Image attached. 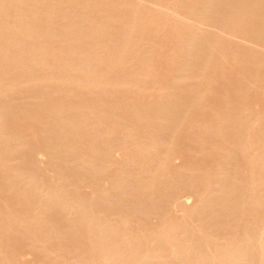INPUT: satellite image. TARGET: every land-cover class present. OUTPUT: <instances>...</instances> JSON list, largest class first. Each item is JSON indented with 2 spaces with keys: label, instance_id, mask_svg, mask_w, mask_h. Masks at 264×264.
Here are the masks:
<instances>
[{
  "label": "bare ground",
  "instance_id": "obj_1",
  "mask_svg": "<svg viewBox=\"0 0 264 264\" xmlns=\"http://www.w3.org/2000/svg\"><path fill=\"white\" fill-rule=\"evenodd\" d=\"M45 1L46 2H49V0H45ZM56 1H59V2H56V4H54L55 2L53 0V2L52 3L49 2L50 3L49 4V3L43 2V0H0V18H1L0 20H2V18H3V21H4V20L7 19V18L4 19L5 16L8 17L9 14L11 15V13H13V12L16 13V14H13V16H11L12 18L15 16V21H16V22L14 21L15 24L9 25V26H6L7 24L4 25L5 26V29H6V32H8V33L2 31L1 27L3 25V21L0 22V24L2 23L1 24V27H0V74L1 75L4 74V76H2L3 79L0 77L1 78L0 79V95L3 94L4 97H5V95L12 88L13 89H16V90L17 89H20V91H22V92H24V91L25 92L26 91H34L37 85H38V88L41 85V88H43L42 90H44V91L42 92L41 88H39L41 90V92H42V93L41 92H39V93L42 94V95H43V93H44V95H47L51 91L53 92L54 91L53 89H55V90H58V91L61 90V93H60V91L59 92L57 91L60 94H62V93L65 92L64 94H66V95L67 94H71V96L74 95L76 92L77 93L78 92L81 93V91H82V94H83V92L86 94V98L93 97L95 99L99 98V100L102 97L107 98V96L108 95L111 96V94L116 95V96H120L122 94L121 96H122L123 99L124 98H127L128 96H130V97L132 96L131 97L132 98L131 100L135 101V103L137 101V103L139 104V106L137 104H135V105H137L139 108L137 106H134L133 104H132L133 105L132 106L128 102V98L126 100H127L128 104H130V105H128L127 107L124 104V102H126L125 99H124L125 100L124 102L122 101L123 103H121V101L119 100V102L117 101V103H120V104H116V102L115 103L113 102L114 104L109 105V106H112V105H115V106L118 105L119 106V105L122 104V105H124L126 107V109L123 107L124 110H127V112L129 113V115H131V119L133 118V120H134L133 123L136 125V127H135L134 124H132L130 126V128H132V129L128 128L129 126L128 127L125 126V129H123L124 128V127H122L123 124L120 123L121 124V127H120V126H117V125H120V124L117 123V125H115V122H110V123H113L114 125L113 124L112 125L109 124L110 127H108V128L107 127H104L103 128V124H104L105 120H107V118H102L104 120L103 121V120H101V117L102 116H98V118L101 121V124H100V121L98 120V118L97 119L95 118V117H97L98 114L96 115L95 112L94 113L91 112L92 110L89 108L90 113H91L90 114L87 110H84L83 109L84 107H81L80 106L81 104L80 105H77V107L74 106V105H73V107L71 105H69L68 107H65V105L63 104L64 106L62 105L63 107H61V105L60 106L57 105V103H60V102H57V101H56L57 102L56 105H54V104L52 105L51 104L52 106L51 105H48V104H47L48 105L47 106L46 105L47 102H45L44 104L41 102V105H44V106H41V105L38 106L40 108V110H41V112H38V113L39 114L41 113V116H42L43 115L42 113L45 112V114L43 116L44 119H46L47 118V115H48V120H45V121H47V123L45 125H44V120L43 119H42L43 121L41 120L42 117H39L40 116L39 114L33 115L35 113H31V116H30V114H28V113L24 114L23 113L24 111L22 112L23 113L22 114L21 111H20V113H21L20 116L21 117L23 116L22 118H25V121H24L25 123L23 122L24 124L27 123L26 120L27 121L29 120V121H33L31 123L32 124L35 123L34 124L35 126L37 125L36 127H38V130H37V128H36V130L39 131V136L38 137H42V139H43V140L40 139L42 141L40 144L45 143V141L47 143V144L45 143L46 145L43 144L44 146H42V147L39 146L41 148V150L39 151V155H40V153H42L40 156L43 157L46 154V156H44V157L46 159H47V157L50 159L49 161H47V163L48 162L49 163L51 162V164H50L51 165V168H52V166H54L55 169L54 168H53L54 170L53 169H50V168H48V169L51 170L52 173H54V175H55V172L56 173L58 172L56 169L60 168V164H62L65 167V169H67V173H65V174L67 176L69 174H72V176H70L71 178L70 177H67V176H66L67 177L66 178L65 177V174L63 173V172H66V170L65 169H62L64 171H62V170L59 171L60 172L59 175H56V176H58V179L57 180H59L60 178H63L62 175H60L62 173L64 175V177H65L64 181H60V180L59 181H55L54 182L55 183L54 186L51 183V185L53 186L52 187L53 189L50 188V190L48 188L50 186H48L47 188L45 187L46 190H44V195L42 197L39 196V198L42 199V201L47 202L48 204L53 203L55 200H58V199L60 200L61 197H64V198H68L69 199V197H65L64 195H66V196H68V195L69 196H72V194L74 193V191L72 192L71 190H69L71 192L70 193L71 195L69 194V191H68V195H67L65 193V192H67L66 191V188H67V190L70 189V188L72 190L75 189V192H78L76 190L77 188L79 190V186H77V188H76V185L77 184L80 185L81 182L82 183L85 182L84 184L86 186L87 185L86 183H88L89 185H87L86 187L88 188V186H89V188H88L87 191H89V189H90V191H89L88 196L86 194V196H87L86 198L84 197L85 194L81 191L84 194L83 196L81 194V201H84V203L82 202V206H81V204L80 205H77V203H79V202L73 203V204H76L77 205V208L78 209H76L74 207L75 205L73 206V204L70 203L71 200L68 201L67 199H65V200L68 201V203H70L72 205L68 204V205H65L64 206V203H62L63 205L57 207L56 206L57 204L60 205V203H57V202H56L57 204H55V205L52 204V205L53 206H56L59 210H60V207L62 209V206H64V209H66V206H68V208L73 206L72 209L69 208L71 211L74 210V209H76L77 211L81 210V215L78 214V216L81 218L80 219L81 221L78 220V223L79 224L80 223L81 224L82 223H85V224H87L89 226L92 225L94 227H95V225L97 226L99 224V220L98 219H101V217H99V216H101V215H99V214H101L100 213L101 212L100 210H103L102 208L106 207V208H104L105 209L104 211H106L107 206L109 204L107 206L105 204H107L110 201H111V205L113 203H115V201L118 200L120 203L117 201L115 204L116 205H119L120 204L119 205L120 207L122 205H125V208H127L126 205H128V207L131 206V207L135 208L134 209L135 211L132 208L130 210L132 212H135V214H132V212L130 213L132 215H136L135 217L132 216V215H130V217L131 216L134 217L133 220L135 222L137 220L139 221V218L137 219V215L138 214L144 215V216H142V218L145 217V215H146L147 219L146 220L144 218L143 219L147 222L149 220L148 213L150 215L152 213L153 216L151 215V217H153V218H156L157 217L156 214L159 213L158 214V217H157L159 220L156 218L158 220V223L159 224L157 223V221H155L157 223L155 228H157V229H155V228L153 229L152 228L155 231V232H153V234L149 235L150 234L149 231L152 230L151 229V226H149V228L151 230L148 229L147 225H145L146 223L145 224H142L145 221H143L142 223L140 222L142 219L139 222H137V226L136 225L133 226V227H136L137 228L138 227V223L140 225L137 229L136 228L134 229L135 232L137 230H139V228L141 229L142 226H145L147 228V229L145 228L146 231L143 230V228H142V230L145 231L146 233L145 232L143 233L140 230L141 233H142L141 236L147 235V236H144L145 237V240L143 239V241H144V242H142L143 244H141V242H140L141 247H143V245H145V242H146V245L144 246V248H141L140 245L138 246L135 243V241H138V240L133 241L134 236L132 238V235L134 234V231L133 230H130V228H129L128 225H125L126 222L124 221L123 218L124 217H127V215L126 216L124 215L123 217L121 216L122 218L120 217L121 219H123L124 222L122 223V222H120L118 220L119 221V222L117 221L118 224H119V225L117 224L118 226L116 225V221H115L116 219H114L115 228L112 227L111 220H113V218L110 219V217H112V215L115 216V214H113V211L116 210V211L119 212V209L118 208H120V207L119 206H118V208L115 207V210H113L112 213L110 212L112 214V215L110 214L111 215L110 216L109 213H108V211H110L111 206L109 205L110 208H108L109 210L106 211L108 213V216L107 215L106 216L109 219H103L104 220L103 222H102V219H101L100 222L103 223V225H101V227L103 226L101 230H103L105 232V234L107 233V235H108L107 237H110L109 234L112 235L113 238L110 237V239H112L111 240L112 242L110 241V239H106V237L104 236L105 234L102 233L101 230H100V224H99V226H97L98 227L97 230H100L99 232H101L102 233L101 235L105 237L104 238L105 241H103L104 239L100 238L98 234H97V237H96V235H95L94 232L95 231H96V233H98V232H97V230L94 231V229H93V234L95 235L96 238L99 237L100 240L98 242L95 239V242H93L92 239L94 238V235H91V236H93L92 239H91V237L89 235L90 239L92 240L91 243L94 244L93 247L95 246V248H97V249H94L96 251L92 250L89 247L90 245H88V249H87L88 252L91 255H92V253L89 250H92V251H94L96 253L97 260L95 261L96 257L94 256L95 257L94 258L93 256H90V254L87 252V250L84 251V252L79 251V252H81V255L83 256V254L88 253L90 257H93L94 259H91L92 260L91 261L92 264L94 263L93 261H95V263H97V264L98 263L99 264H264V219H261L260 218V217H263L264 216V214H262V215L260 214V212L262 210H263L262 212L264 213V209H262L264 207V195L258 196L259 193H260V191L261 190L263 191V189L260 188V187L264 186V166H262L263 169L260 170V168H261L260 167V164L262 162L264 164V156H263L264 154L262 152V154H263L262 155L259 151H264V150L258 149V146H256L257 147V151L260 154L257 153L254 156V154L257 151H256V148H254V144H253L254 140H256V139L258 140V137H261V138H259L260 140L261 139H264V138H262L263 135L261 136L259 133L256 136V131H255V128H257L256 127V121L258 122L259 117L261 119V116L258 117V120H254L256 117L255 118L251 117V115L253 116L254 114L251 111H249L250 112V117L253 118V120H254L253 121V124L255 122V124H254L255 125V128L253 126L251 127V125H253L252 124V121L251 122L249 121L250 120L249 119L250 118L249 115H245L246 114L245 112H247L248 110H246L244 112L245 108L246 109H249V108H247V106H245V104H244V102L246 100H244V102H243L240 99L242 96L239 95L241 93L242 94L246 93V91H247V93H249L248 91H250V93H252L251 90H253L254 88L256 89V87H258L259 90H260L259 83H260L261 80L258 79V76L260 75V72L261 71H259V70H263L262 68H264V66H263L264 65V0H127V1L126 0L125 1H123V0H120L119 1L118 0L120 3L117 0H114L115 2L112 0L114 2V5L109 0L107 2L108 5H103V4L101 5L100 2L102 0H96L99 3V5L103 7L101 9H100L99 6L98 7L95 6V5L98 4L96 1H94L96 3H93L92 2L93 5L95 4L94 6H92L91 1H93V0H91V1L89 0L90 3H87L88 1H85L84 0L87 4H90V6H92L91 9H94L93 7H95V8L97 7L98 10L100 9L99 11H103V9H104L103 12H106L105 9L107 8V10H108L107 13L110 11L109 12L110 14L107 17V19L105 18L106 17V14L105 13L104 14L102 13V15H100V14L94 15V14H97L96 13L98 11L97 9H96L97 11L94 9L95 13H94L93 10L89 9V10L92 11V14L94 13L93 14L94 15V18H92L93 15L91 14V11L88 12V13H90L92 16H90L87 13H84L88 17H91V19H93V20L95 19L94 20L95 22L99 21L98 19L96 20V17L98 16L97 18H99V15H100V19H101L100 22L101 23H102V21L104 19L106 20V22H104L105 20L103 21L104 22L103 23L104 26H102L100 24H97L96 25V23L92 24L93 20H91L90 18H87V20L90 19L92 21V22L89 21L92 24L91 25L89 22L85 21V18L84 17H86V16H82L83 18L81 17L84 20H82V21L79 20L81 14L80 15L77 14L75 12L77 10H75V9L82 8V10L81 9H78V10H81V11L84 10L83 7H81V5L85 4V2L84 3L82 2L83 0H56ZM62 1H66V3H62ZM121 1H123V2H121ZM80 2H82L83 4L80 3ZM117 2L121 6H119V4ZM42 3H45L46 4V5H43L44 7H46L45 9H44V7H41L42 6L41 5ZM102 3L107 4L106 1L105 2H102ZM115 3H117L118 6L115 7V5H116ZM48 4H49V6H47ZM38 5H40V6H38ZM52 5H55V6H52ZM85 5H83V6H85ZM168 5H170L172 7L170 8ZM37 6L43 9V12H41L42 15L39 13L40 11L38 12V10H36V9H39V8H37ZM50 6H51V8L52 7L53 8L51 9ZM90 6L84 7V8L87 9ZM47 7L50 8V9H48ZM165 7L167 9H169V8L172 9V12H173V9H174L175 10L174 12H176L175 13V16L178 13V15H177L178 17H179V14H180V17H184V18H179L180 20H177V21H176V19L174 20L175 22H179V23L181 22V26H178L179 24L176 23L177 24L176 27L178 26L177 29H180V28L182 29V31H181V29L178 30L179 33L181 31L180 37L182 35V37H181L182 38V41L180 40V38H178L181 41V44L179 43V47H177V51H176V54H178V57L179 58L176 57L177 60H174V61H176L175 62V65H174V62H172L173 64L171 63L172 65H174L171 68H170L171 65L170 66H168L169 64L166 65V66L169 67V70L171 69L169 73L166 72V73H168V78L171 79V81L168 80L167 82H169V81L172 82V84H170L171 86L174 83L175 87L177 86V84L180 85L179 88L177 87L179 91L177 90V92H176L175 89H177V88H173L174 85H173V87H171L165 81V85L167 84V88H168V86H170L172 88L171 90H174L175 93L172 92V91H170V87L168 88L169 89V92H168V89L164 85H162L160 83L159 84H160L161 87H159V84H157L158 83L157 80H156V83L155 84H157L158 86L156 85L157 88H155L156 86L154 87L153 83H154L155 79H153V80L151 79L153 77V74H154V72L151 71V70H153V67L151 68L150 65H149L150 64L149 63L150 62L149 60H151L153 58V56H154L153 54H155L154 51H156V47H153V45H154L153 42L154 41L156 42V39L159 37L157 35H156L157 38L155 37V32L160 31L159 28L161 29V28H163V26L165 28V25H166V22H165V25H162L159 20H162L163 21V18H164L163 16H165V17L167 16V15H165V12H166V14H169L170 13L169 12L170 10L169 11L163 10V9H165ZM42 9H41V11H42ZM71 10L74 11L75 14L78 15V17L75 14H74V16L73 15L68 16L69 14L72 13ZM70 11H71V13H69ZM84 11H86V10H84ZM162 11L164 12V15L163 16H161L163 14ZM116 12H117V14H116ZM36 14H38V15H36ZM82 14H83V12H82ZM114 14H115V16H114ZM30 15H33V16L31 17ZM40 15L42 16L43 19L40 17ZM37 16H39V18ZM168 16H170V14ZM168 16L166 18H168ZM172 16H174V15H172ZM66 17L68 18V21H66L67 20ZM70 17H77V19L80 22L78 20L75 21V18H73L74 21L73 20H70V19H72ZM159 17L160 18L162 17V18L160 19ZM8 18H10V17H8ZM38 19H40L41 21L43 20V22H41V21L40 22L43 23V24H45V25L42 26L43 24H40V23L36 24L35 22ZM56 19H59V20L62 19V20H64V22H62V20L59 22ZM183 19H186L187 21L185 20L184 23H182L183 21H181V20H183ZM29 20L30 21L33 20V23H35L36 24L35 26H38V28L37 29L36 28L33 29L35 26H33L32 23H31L32 21L30 22ZM107 20H108V22H107ZM6 21L8 22L9 20H6ZM51 21L54 24V26H53V24H51L52 27L50 25ZM5 22H4V24H5ZM54 22H56V24ZM86 22H87V24L84 25L83 23H86ZM106 23H107V25H106ZM111 23H113L115 25V26L113 25L114 28L112 27V24ZM156 23H159V26H157ZM162 23H164V22H162ZM39 25H40V27H39ZM161 25H162V27H161ZM172 26L174 28L175 23ZM115 27H116V29H115ZM167 27H169V26H167ZM109 28L112 31H114V32H110L111 30ZM167 29L170 30L169 28H167ZM182 32H183V34H182ZM110 33H111V36H110ZM112 33H113V35H112ZM72 34L75 35V36H77V34H78V37H75L77 39H75L73 36H71ZM69 36L71 38L73 37L75 41L72 39L71 40L72 43L70 42L71 45L69 44L70 46L68 48L78 47L77 49L76 48L73 49V50H75V52H74L75 54H76V51L78 49H80L81 47L83 48V45L82 44L84 42H87V44L89 45V47L87 46L88 48L85 47L87 51H84L83 52V49L81 48L82 49V51H81L82 54L80 53L79 50L77 51V52L80 53L78 55L79 58L76 57V55L73 56V54H72L73 52L72 53H69V55H72L73 56L72 57L73 59H74V57L75 58H78V59H76V61L74 63L73 62H70L71 64L70 63L68 64V63H66L63 60L65 63L62 64L63 61L62 62L60 61L59 62L60 64H59V63H57L58 60L57 61L55 60L56 63H57V66L55 67L56 64L55 65H52V68L55 67V68H53V69H55L54 71L52 69H50L51 66L49 68V66H48L49 64L47 65V67H48L47 69H42L45 65L44 66L42 65L43 67L42 66H39V69L37 67H36L37 69L34 67V66H37L35 64H38L40 58H42V56H44V55L45 56H47V55H52L53 56L54 55L53 53H57L58 52L59 54L58 53L57 54L59 56L61 54L60 51H61V49L63 47H60V48L57 47L56 48L55 46H53L56 51L58 50L56 52L55 50H52V48L50 49L48 45L49 44L51 45V42L53 43L55 41L59 44V41H57V40L61 39L60 37H63V39L64 38L65 39L67 38L66 41H65V39L64 40L62 39L61 41L68 42L69 39H70ZM106 36H108V38L110 36L112 40L109 38L108 41H107V37ZM112 36L116 38L115 39L116 42L113 40V37ZM153 36L156 38L155 40H154V37ZM152 37H153V40L154 41L152 40ZM94 38H95V40H94ZM104 38L106 39V41H105ZM35 39L37 40V42L39 41L38 42L39 44H36V42L34 41ZM227 39H230V40H233V39L235 40L236 39L239 42H242L244 44L246 43V45L248 44L247 47L248 46L249 47L248 48L247 47H244L243 50L245 48L246 49L244 51H242V49H240V48L243 47V44H241V43L238 42V43H236V45L238 44L237 45L238 47H237L234 44L237 41L231 42L229 40L227 41ZM40 40H41V42H40ZM109 40H111V42L113 41V43L110 44L109 43ZM33 41L35 43H32ZM61 41H60V43L62 44ZM65 42L63 43L65 49H63V50H67L66 49L67 47H65V45L67 46V44L69 43L68 42L67 44H65ZM72 44L74 46H72ZM221 45L224 46V47H226V46H228V47L226 49L223 47L225 50L224 51H221L222 50ZM246 45H244V46H246ZM58 46H61V45L59 44ZM154 46H156V45H154ZM234 46L237 47V48H235ZM239 46H240V48H239ZM48 48L50 50L49 53H48ZM85 48H84V50H85ZM152 48H153V53H152V50H151ZM235 49H236V51H235ZM238 49L240 51H238ZM51 50L53 51L52 54L50 53ZM73 50L71 49V51H73ZM69 51H70V49H69ZM61 52H63V54L65 53L64 54L65 56L68 55V50H67V54H66L65 51H61ZM57 54H56V56H57ZM148 54L149 55H153L152 58L150 57V59H149ZM65 56H63V55L62 56H59L60 59L59 58L58 59L59 60H62L61 59L62 57H63V59H65ZM167 56H169V55H167ZM48 57H50V56H48ZM54 57H55V55L53 56V61H52L53 63H54V59L56 58V57L55 58ZM80 58H82L83 61L80 60ZM49 59L50 58H48L47 61ZM42 60H44V59L42 58ZM132 60L133 61L138 60L139 62L137 61V64H136V61L133 62ZM172 60H173V58H172ZM37 61H38V63H37ZM223 61H225V62L230 61L231 64L233 63L232 66H234V64H235L236 65L235 67H238V69H239V70H237V69H235V70L238 71V72L240 71L239 75H241L242 77L244 76L243 79H245V80H244V82L242 81L244 83V86H243V89H242L243 91H238V88L236 90V94H237V91L240 92V93L237 94V96L239 95V97H238L239 99L238 100L240 102L242 101L243 103L240 104L238 102H232L234 104L236 103L235 104V107H233L234 105H232V107H230V108L227 107L225 109H228V111L231 109L232 112L235 111L234 114L231 115L232 112L231 111L230 112H227V110H226L225 111L226 112L225 113L226 115L223 114V115H221V117L223 119V116L224 115H225V117H227V116L228 117L229 116H233L236 119V116H239L240 115L239 114L240 112L242 113V111H238V110H242V108H240L238 106L239 107V109H238L237 104H239L240 106L242 105V107L245 106V108L243 107L244 108L243 109V112L245 114H241V116H239V117H242L244 115V117H242V118H245L247 116H248V118H245L246 119L245 122H244L245 119L244 120L242 118H240V120L238 119L239 121H241V119H242L243 120L242 122H244V123L239 122L237 119H236L237 121H235V119H234V121H235L234 122L233 121V118L231 119V117H229V119H231V121H228V122L231 123L232 126L235 125V124L236 125L237 124L240 125L242 123V125H240L241 126V129H242V126H244L243 129H245V127H246V130L245 131H242L243 129L241 130V132L244 133V134H241V135H244V136H245V132H247V130H249L247 128H250L251 127L250 130L253 128V130H252V136H253V133L255 132V134L253 136L254 139H253L252 136H250V139L253 142L252 141L249 142V140L246 139V137L249 138L248 137V134H249L248 132H250V130L247 132L246 137H243L239 133H237V135L239 134L241 137H243V139L245 138L244 141L247 142V143L245 142L247 145L245 143L244 144L246 146L243 145V143L240 142L243 139L240 138L239 135L236 136V132H238L237 126L239 127V125H237V126L235 125V127L237 129V131H236L234 129V127L231 126V124H230V126L234 130L229 126V123L228 122H226L227 123L226 126L228 125L227 126L228 128L224 126L225 123L224 124H221V126H220L216 122L222 128V129L221 128L220 129L218 128V129H219L220 132H221V130H224L226 128L230 131V133H233V131H236L235 134L234 133L233 134L235 135V138L236 137H238V139L240 138L239 139L240 145L239 146L237 145L239 143L238 142V139L236 138L237 139V141H236V139L234 137H232V136H234L233 134L232 135L229 134V136H231V138H234L233 143H231L232 141H230L231 140V139H229L230 137L228 138L229 139L228 141H230V143H231L232 146L235 145V146H233V148H231V150L238 146L236 148L238 150V153H239V155L237 154L238 156H240V153H243V152L246 151L245 148L248 147V149H249L251 146H253V148L255 149L254 150L251 147L253 149V151H255V153L253 154V159L252 158H249V159L247 158L248 157L247 154H249V153L251 154V155L249 154V157L252 156V153L253 152L251 153V151H252L251 149H250L251 150L250 152L248 151L249 153L248 152L243 153L244 156H242V154H241L242 158L241 157L240 158L241 159H243V158L245 159V157H246L245 155H247V157H246L247 159H245V160L243 159V160L245 162H247V163L250 164L249 161H250V159H252L251 161L253 163V166H254V164H256V162L259 163V167H256V168H258L262 172L259 174L258 169L257 170L256 169L254 170V167L255 166H258V164H256L253 167V169H251L252 168L251 165H249L250 166V168H249V166L247 164L248 169H249V173H250V169H251L252 171H256V173L258 172L259 175L256 176V174H255V176H252V172H251V175L249 174V176L251 177V179L248 178L249 176L247 177V179L250 180V183H247V181H246L247 179L245 177L246 180L245 179L244 180L246 182L245 183L242 182V185L243 186L240 187L239 184L241 183V181L238 184V181L239 180L235 178L238 181L233 182L234 181L233 180L234 175L235 174H238V173H234V175L231 176L233 172H230L229 169H228V171L230 173L229 172H226L227 169L225 171L224 166L227 167V165H225L227 163H225V164L223 163L222 164V165H224L223 166V169L224 170L222 168H219V170L222 169V171H223L222 173H220L221 170H220V172L217 171V167H220L221 166V163L224 161L222 159L225 156V154H224L225 152L223 153L224 155L222 154V152H223V150L226 151L225 149H222V147H221V150L222 151H220L219 146H218V148H217V146L215 147V149H218V151L221 152V153L219 152L220 155L223 156V157H221L222 159L219 157L221 159V161H220L221 163L219 162V159L217 158L218 162L220 163V166H219V163L218 162H217L218 165L215 164L216 165V167H215L216 168V171H217V173L218 172L219 173L217 174L216 171H215V168H213L214 169L212 171L213 173L212 172L209 173V174H213V177L211 178L212 175H210L209 181L207 180L208 179L207 177L209 176V174L207 173L208 171L206 170L207 169L206 166H205L206 167L205 170L207 172H205V174L207 173L208 176L207 175L205 176L204 174H202V175L200 174L201 172H203L202 169L199 172H197L196 169H197L198 166H196L194 168V166L196 164L193 166L194 169H191V168L189 169V170H195L197 172V174L195 173V175L198 176L200 174L201 176H204L203 178H205L204 180H202V177L200 176L201 177V180L203 182L200 179H198L199 176H198V178H196V183H198L197 181H201L202 182V185H205L204 186L205 188L204 187L203 188L201 187L204 191L203 190H200L201 189L200 188V185L201 184L198 186L199 187V190H198V187H197V190L196 191H199V193H200V191L201 192L203 191L202 194L201 193L199 194V199H198L199 202H200V204H201L200 207H202V209L201 210L200 209H197L198 207H196L195 209H197L198 211L199 210L200 211L204 210V213L202 212V214H197L196 215V218L194 217L195 219L193 221H197V219H198V222L201 221L200 223H203V224H204V221H205V224L207 223L206 225L209 228H211L212 225H215V227H214L215 229L219 225V229H220L221 227L224 226L223 224H225V223L227 224L228 223V222H225V221L220 223L219 219L221 220V218H222V220H225V219H223L224 217H222L224 215L221 213V211H226L225 214H227L228 217L231 218L230 225H228V224L226 225L228 227V229L227 228L226 229L227 230L230 229V231L224 230L225 233H223L221 235L220 233L223 231V229L222 228H221V230L216 229L217 231H216V234L212 236L213 238L210 237L211 234H212L210 232H211L212 229H214L213 227L209 231V228L207 226H205V225L202 226L203 225L202 224L201 227H200V224L198 225V222H195V224L198 225V226L195 225L196 228L197 227H200V229H201L202 227H206L208 229L207 230L205 228L207 230L206 233H208V231L210 233V236H209V234L206 235V236H209V238H210L208 240L211 241V238H212L213 242H214V240H216L218 242L220 240V238L218 240L215 239V238H218L221 235L222 236L221 237L222 239L219 242H222V240L224 242H226L225 244H223L224 242L221 243L222 245H225V246H222V248H221V246H220V248L217 247V246H219L220 243L219 244H217L215 242H214L215 244L212 243L213 250H214V251H212V248H211L212 245H209L211 243L204 236V234H206V233H204L205 232L204 228H203L204 232L203 231L200 232V230L198 228H197L198 230H196L193 227V229H194V232H193V230H191L192 226L191 227L188 226L189 225V223H188L187 226L190 229V231H189L188 227L185 226L186 225L185 222H187L188 220L187 221H183V220H185L183 218L184 216L180 217V218H183V220L179 218L180 220L178 219L176 224H174V222H175L174 220H176L175 219L176 217H173L174 220H171V217H170V219H168L169 217H167V216H169L171 214V213L170 214H167L168 210H171L168 207L171 206V208H172L173 205L176 206L177 203H178V201H180V203L177 205V207H179V205H181V202L184 203V204H185V202L188 203L186 201V199L185 200L183 199L184 202L182 200H178L177 201L175 199L177 197L176 196L175 198H173V199L176 200V204L175 203L173 204V202H175V200H173L172 197H174L175 195H178L179 194L177 199H180L181 198L180 194L181 195H184L185 194L184 197H186V195H187L186 193H190V194H188V197H187V198H189L192 195L191 194V191L194 188H196V187H194V184H193V182H195L193 180H195V179H193L194 175L192 174L193 176L191 175L192 176L191 178L193 180L192 179L191 180L193 182H191V180H189L190 178H188V180L190 181L191 184H193V187L194 188L191 186V184H188V185L191 186V187L189 186V188L192 189V190L190 191V189L188 188L189 190L188 189L186 190L188 192L181 193L182 190H183L182 188H184L186 184L183 186V184L180 181L182 180V182H183V178L185 179L186 175H188V174H186V171L188 169L187 170L185 169L187 167L185 164H187L188 162L185 163V164H184V162L182 163V166H183V164L185 166H183L181 168H183L185 171L182 170L181 168H178L181 165H179V166L177 165V167H176L172 163V161H174V160H171V158L172 159H175V157H173L174 153H172L175 148L174 149L171 148L172 151H171V149H169V146L172 145V143L169 144V145H166V147L165 146H162L159 140H161V142H163L164 139L163 140L160 139V137L162 135L159 134V133L160 132L163 133L164 131H166V132L168 131L170 133V135H172L171 136L172 139H174L173 137H176L177 138L176 135H180L178 133H181L182 132V129H183V128H181V126L185 125L183 123L184 121H187V120H184V119L186 117H188L187 116L188 114L191 115V113H189V112L194 107L197 108L198 105H201L199 103L201 100H199V99H202L201 98L202 96L201 97H197V94L198 93L197 92L194 93L195 88L197 86L196 87L194 86L195 83H194V85H193V83L192 84L190 83L191 81H193L192 78H196V80H197V78H201V77L207 78V76L209 75L208 73H211L212 72V74H213V73H215V71L217 72V69L219 68V65L221 64V62L223 63ZM28 62H30V64H31V62H34V63L36 62V63L34 64V66H31L30 67V65H29L27 67ZM104 62L107 63V65ZM131 62H133L134 64H136V66H134L135 68L131 67L132 65L131 66L129 65ZM230 62H228V63H230ZM40 63H39V65H40ZM41 64H43V63H41ZM104 64L106 66H102ZM216 64H219V65H216ZM246 65H248V66H246ZM216 66H218V68H216ZM32 67H33V69H31ZM40 67H42V68H40ZM129 68H131V69H129ZM222 68H224V67H222ZM117 71H121V72H117ZM122 71H124L126 75L124 74V72L122 73ZM218 71H219V69H218ZM114 73L115 74L119 73V74H118V76H116ZM120 73H121V75L124 74V76H121ZM234 73H236V72H234ZM111 74L112 75L114 74L115 76H112ZM119 75H120L121 79H120ZM154 76H155V74H154ZM165 76H166V74H165ZM109 77H111V78H109ZM113 77H114V79H116V77H119V79L117 78L116 80H114V79L112 80ZM210 77H212V76H210ZM153 78H156V77H153ZM205 78H202V80L205 79ZM239 78H241V77H239ZM209 79L210 78L208 77V79H206V81L208 82ZM196 80L194 79L193 82H195ZM198 80H201V79H198ZM202 80H201V83L203 82V85H204V81L205 80L204 81H202ZM258 80H260V81H258ZM146 81H148L150 83H152V81H153V83H152L153 87H152V85L150 83L146 84ZM210 81H211V79L209 80V82ZM256 81H258L259 83L256 82ZM199 82H197V83H199ZM256 83H258V85ZM145 84L147 85V87L145 86ZM255 84H256V86H255ZM54 85H56L58 87V89L54 88V87H56ZM201 85L199 83V86L201 87V90H203L204 86L202 87ZM236 85L237 84H235V86ZM241 85H242V83H241ZM191 86L192 87L194 86V89ZM262 86H264V85H262ZM14 87H16V88H14ZM151 87L153 89L155 88L156 91H158V88H159V90L162 88L161 90L162 91L164 90L163 93L167 89V92H166L167 94H165L164 97L158 95L160 98H158L157 100L155 99L156 101H154V98L152 97V100L151 101H154V102L153 103L152 102H149V104L150 103H152V104L147 105L148 104V101H146L141 95L142 94L145 95L144 92H146ZM240 87L241 86H239V88ZM152 88H151V90H153ZM206 88L207 87L205 86V89ZM21 89H23V90H21ZM257 89H256V92H257ZM49 90H51V91H49ZM72 90H73V92H71ZM161 90L158 91L157 94H159V92H161L160 94L162 95V91ZM198 90H199V93H200V89L199 88H198ZM239 90H241V88ZM261 90H264V89L262 88ZM261 90H260V92H261ZM149 91L146 92V93L150 94L151 91L150 92ZM204 92H205V90H204ZM204 92L201 91V94L204 93ZM4 93H6V94H4ZM26 93H28V92H26ZM58 93H57V95H58ZM123 93H124V95H123ZM153 93L156 94L155 91L154 92L152 91V93H151L152 96H153ZM82 94H81V97L82 98L85 97ZM117 94H120V95H117ZM201 94H199V96ZM77 95H75V96H77ZM104 95H106V96H104ZM125 95L127 97H123ZM75 96H73V97H75ZM78 96H80V94ZM87 96H89V97H87ZM130 97H129V100H130ZM133 97H135V98H133ZM136 97H137L138 100L136 99ZM157 97H155V98H157ZM109 98H111V97H109ZM116 98L118 100L119 97H116ZM52 99H54V98H52ZM76 99L78 100V98H76ZM89 99H91V98H89ZM102 99H104V98H102ZM113 99H112V101H113ZM139 99H141V100H139ZM236 99H237V97H236ZM68 100H70V99H68ZM83 100H84V98H83ZM92 100H94V99H92ZM92 100L91 101L89 100V102L90 103L93 102ZM131 100H130V102L132 103L133 101H131ZM143 100H145L147 102V103L145 102L146 105H144V103L141 104V103L138 102V101H141L142 102ZM46 101H47V99H46ZM51 101H53V100H50V102ZM86 101H88V100L86 99ZM94 101L96 102V100H94ZM101 101H98V103H96V104H100ZM104 101L106 102V100H104ZM95 102H93V103L95 104ZM45 105H46V107H45ZM89 105L90 104H88V106ZM246 105H248V104H246ZM84 106H85V104H84ZM115 106H112V107H115ZM86 107H87V105H86ZM112 107H111V109H112ZM115 108H114V110H116ZM221 108H222V106H221ZM232 108L237 109V111L239 113L236 110H233ZM18 109H16V110H18ZM34 109H36V107H34L32 110L31 109L30 110L31 111H34ZM36 110L40 111L38 108ZM0 111H2V110H0ZM31 111H29V112H31ZM26 112H28V110ZM4 113H2V114H4ZM227 113H230V115H227ZM17 114H19V112ZM17 114H16V116L18 117ZM89 114L90 115H94L95 114V117L94 116H90ZM99 114H101V113H99ZM1 115H0V118H1ZM45 116H46V118H45ZM254 116H257V115H254ZM3 117H4V115H3ZM6 117H8V116H6ZM218 117L219 116L217 115V118L216 119H218ZM225 117H224V120L225 121L228 120V117H227V119ZM18 118H16L15 120H18ZM22 118L20 119L21 121H23ZM220 118H219V120H216L215 118H214L215 120L214 119L213 120L214 121H219L220 123H222L224 120L222 121ZM263 118H264V115L262 116V119ZM262 119H261V122H262L261 125L263 126L264 125V123H263L264 120L262 121ZM2 120H3V118L0 119V121H2ZM12 120H13V117H12ZM111 120L114 121V119H111ZM111 120H109V121H111ZM102 121H103V123H102ZM107 121L105 123H107ZM196 121H192L193 124H195L194 122H196ZM236 122H238V123H236ZM15 123H16V121H15ZM17 123H21V122H18L17 121ZM23 123H21V124H23ZM29 123L30 122H28L27 127H29L28 126ZM209 123H211V122L209 121ZM216 123H212V124H215V126H213L212 124H210L209 126L207 125L206 127L203 124H201V123L200 124L203 125V126H201V128L203 127L204 130L206 131L205 132L203 130V132H204L205 135L210 132L209 129L214 128L213 130H211L212 136H213V133H215V131H216L217 135H219V136L221 135V138H223V135H224L226 137V141H227V136L228 135H225V134H228L229 131H228V133L225 131V134H222L223 131H222V133H220V132L218 133L217 132L218 130H216L217 128H215V127L218 126ZM250 123H251V125L249 126ZM186 124H188V122ZM189 124L191 125V122ZM200 124L198 125V127L200 126ZM259 124H260V122H258L257 125H259ZM23 125H20V126H23ZM104 125L106 126V124H104ZM3 126H5V125H1V127H3ZM186 126H188V125H185L183 127H186ZM210 126H211V128H210ZM27 127H26V129H27ZM191 127H193V125H191ZM194 127L195 128H198L197 127V124L194 125ZM229 127H230L231 130L229 129ZM126 128H128V130ZM180 128H181V130H180ZM206 128H207L208 131L206 130ZM258 128H259V126H258ZM263 129H264V126L260 130H263ZM7 130H9V129H7ZM15 130L20 131L19 129H15ZM18 131L16 133L17 135L14 134V135H16V138H11L13 135L11 136L10 134H11V132L14 133V130L8 132V131H6V128H5V133H8V134L10 133L9 134L10 138H8V135L7 134H5V135H7V137L5 135H3V137L8 138L10 140L12 139L14 141L22 139L21 141L24 143V140L23 139H25L27 133H29V132H27L26 130H25L26 132L24 131L25 133L23 131L22 132H18ZM212 131H214V132H212ZM239 131H240V129H239ZM257 132H258V130H257ZM263 132L264 131H262V132L260 131L261 134ZM0 133H1V131H0ZM18 133H20L19 135H21V136H18ZM21 133H24V136H23L24 138L22 137V134ZM2 134H4L3 131L0 134V137H1L0 140H1L2 143L3 142L5 143V146H4V149H3L4 151H2V150L1 151H2V153L4 152L6 154L5 150L9 148L8 146L11 145V147L9 149L11 151L14 150L12 148V146L14 145L15 142L13 141L14 142L13 143V142H10L9 141L8 143L10 145L7 146L6 145L7 142L3 141L4 138L2 139V136H1ZM40 134H41V136H40ZM155 134H157V136L159 138L156 137ZM164 134H165V132H164ZM164 134H163V136H164ZM166 135H168V137H169V134H166ZM217 135H215V137ZM219 136H218V138H219ZM19 137H22V138H19ZM225 137L223 138V140H225ZM28 139H27V141H28ZM73 139H74V141H73ZM219 140H220V138H219ZM219 140L217 139L216 142L219 143L220 142ZM211 141H214V136H213V140L211 139ZM16 142L18 143L19 141H16ZM25 142H26V140H25ZM95 142L97 144L99 143L101 145L104 144V146H105L104 149L101 148L102 146H100L99 144L96 146L95 145ZM112 142L115 145V146L112 145L113 148H112L111 145L109 146V144H112ZM164 142H166V141H164ZM236 142H238V143L235 144ZM248 142L250 143L251 146L248 144ZM251 142H252V144H251ZM255 142H262V141H255ZM2 143H0V145ZM4 143H3V145H4ZM255 144H257V143H255ZM217 145H220V144H217ZM15 146H16V144H15ZM15 146H13V147H15ZM19 146L17 145V147H19ZM98 146H100V148L102 150H104L103 153H102V150H100V148L97 149ZM106 146H107V148H106ZM5 147H6V149H5ZM17 147H15V149L20 150ZM29 147L27 146L26 152L32 148V147L31 148H29ZM39 147L37 146L35 148V146H34L35 150L32 149L33 152L29 151V152H31V153L34 154L33 155L34 158L38 155L37 154L38 152L37 153L36 152L34 153V151H38V149H40ZM95 147H97V148L95 149ZM114 147H115V150H114ZM117 147H119V148L117 149ZM263 147H264V144H263ZM2 148H3V146L1 147V149ZM23 148L25 149V146ZM116 149L118 150V152H119V150L120 151L123 150L122 152L117 153V157L119 156V158H117L116 157V153H114L116 151ZM210 149H212V148H210ZM236 149H235V151H233V150L232 151L233 152H236L237 151ZM10 150H8V151H10ZM98 150L100 151V153H99ZM110 150H112V152L114 151L112 153L113 154V157H112V154H111V151ZM231 150H228V151H230L231 154H232V151ZM239 150H241L243 152H241V151L239 152ZM216 151L217 150L209 151V152H213V155H215V153L218 152V151L217 152ZM22 152L23 151H21V153ZM230 152H228V153L230 154ZM12 153L14 154V152H12ZM17 153L19 154L20 152H17ZM23 153H22L21 157L24 156ZM27 153H26L24 159L26 158ZM8 154H11V152L10 153L8 152ZM8 154H6V155H8ZM118 154H120L121 156L123 154L124 155L122 157H120V155H118ZM6 155H1L0 157H2V156L5 157ZM31 155L32 154H30L29 157H27V159L28 158L29 159L32 158L31 160L34 163V161H33L34 158ZM94 155H95V158H94ZM220 155L218 154V156H220ZM232 155H235V154L233 153ZM232 155L231 156L229 155L230 157H232L231 159H233V157H234ZM8 156H10V157L7 158ZM8 156H6L7 159H10L11 157H13V155H8ZM17 156H19V155H17ZM40 156H38V157L41 158ZM216 156L217 155L214 156L215 157L214 160H216ZM226 156H227L226 161H228V159L230 157L228 158V154ZM4 157H2V159ZM114 157H116L115 158L116 159L115 161L112 160V158H114ZM225 157H224V159H225ZM96 158H98V159L96 160ZM5 159H4V161H5ZM14 159H16V157ZM29 159H28V161H29ZM246 160H249V161H246ZM4 161H1L0 160V165H1V163H4ZM8 161L10 163V160H7L6 162L8 163ZM117 161H119L120 163L118 164ZM244 161H242V162H244ZM260 161H262V162L260 163ZM29 163H31V162H28L27 165H29ZM49 163H48V165H49ZM114 163L118 164V166L116 164H114ZM215 163H216V161H215ZM169 164H170V166H169ZM30 165L32 166V163ZM111 165H114L117 168L114 167V166L112 167ZM244 165H245V163H244ZM168 166H169V168L171 167L170 170H169ZM241 166H243V165H241ZM1 167L3 168L4 165L3 166L1 165ZM5 167H7V166H5ZM172 167H174V168L176 167L175 170H177V171H178V169L179 170L181 169L180 172L181 171L182 172L184 171L185 174H180L179 171L178 172L176 171V173H175V170ZM110 168H112L111 171L112 170L114 171L115 169H113V168H116L117 169L116 170L117 173L114 176V178L112 177L113 179H110V180H108L107 179V176H106V180H108V182H109L108 184L109 185L106 183L107 181H105V183H106V186H108L107 189H108L109 192L107 191L106 187H104L103 185L102 186L104 188L102 186L100 187L101 184L99 185L98 184V181H96V183H95V181H93L94 178L92 179V182L89 181L91 179L90 176L92 177V175L93 176L96 175V177H97V174H94V173H99L98 174V176H99V175H101L103 173L105 174V172L108 171L110 173V175H111V172L108 170ZM167 168H168V170L170 172H171V169L174 170V172H172L174 174V176H172V173H168L167 174V172H168ZM60 169H58V170H60ZM245 169H246V167H245ZM13 170H10V171H13ZM247 170H245V172ZM18 171H21L20 172L21 174H23L24 172L26 174V171H24V172H22L23 170H18ZM29 171H30V168H29ZM53 171H55V172H53ZM68 171H70V173H68ZM113 171H112V173H113ZM214 171H215V173H214ZM224 171L226 173H228L229 175L226 174V173H224ZM16 172H14L13 174L15 175ZM5 173H7V171ZM109 173H108V175H109ZM247 173L248 172H246V174ZM17 174H19V173L17 172ZM169 174H171V175L169 177H167ZM223 174L225 176L226 175L231 176L230 178L233 181H231V179H229V177H228V179H229L228 180L227 177H225ZM3 175H4V172H3ZM14 175H13V177L15 178L16 175L15 176ZM29 175L32 176L33 174L32 173L30 174V172H29ZM103 175H102V177H103ZM105 175H107V174H105ZM247 175H245V176H247ZM8 176H11V174L8 175ZM56 176H54V177H56ZM88 176H89L90 179L87 181L86 180V177H88ZM21 177L24 179L26 177V175H25V177L23 175H21ZM72 177H73V179H75L77 182H80V183H77L76 184V181H74L72 179ZM188 177H190V174L188 175ZM256 177H257V179H256ZM18 178H19V176H18ZM27 178L28 177H26V179ZM29 178L28 179L31 181V178L32 177H29ZM35 178L36 177L34 176L32 179H35ZM98 178L99 177H97V179ZM109 178H111V177L109 176ZM238 178H240V177L238 176ZM242 178H240V179L243 181ZM23 179H21V182H22ZM36 179H38V177ZM66 179H68V180H66ZM17 180H19V179H17ZM69 180L71 182L74 181L73 182L74 183L73 186L71 185L72 183L69 182ZM205 180H207V182ZM227 180L230 181V182H226ZM36 181L30 182V184L33 186L32 183H34ZM53 181H54V178H53ZM65 181H67V182H65ZM23 182L25 183L26 181H23ZM61 182L67 184L66 185V188H65L64 184H61ZM68 182L71 183L70 186H68L69 185ZM93 182L95 183V185L93 184ZM178 182H180V183H178ZM201 182H199V183H201ZM26 183L23 184V185L26 186ZM28 183H29V181H28ZM38 183H39V181H38ZM38 183H37V185H38ZM183 183H185V182H183ZM186 183H187V181H186ZM30 184H28V185H30ZM96 184H98L99 187H100V190L99 191L97 189L98 185H96ZM178 185L181 186V187H179ZM244 185L245 186L248 185V186L244 188ZM176 186H178V187H176ZM30 187H27L26 194L30 192V190H29V189H31ZM34 187H36V186H34ZM255 187L258 188V189L260 188L261 190L258 192V189H257L256 192H258V193H254V191L256 189ZM172 188H174V190L175 189L177 190V188H181V192L179 193L180 190L177 191L178 193L177 192H174V190L172 191ZM101 189L103 191H101ZM104 189H105V192L106 191L107 192L103 194ZM15 190H16V188H15ZM17 190H18V188H17ZM23 190H24V188H23ZM35 190H36L35 192H37L38 194L37 193H36V195H35V193H33V195L31 194L33 197L30 195L31 198H34V200L32 199L33 201H35L37 199L35 197H38V195L40 194V192L37 189H35ZM45 191H47V192L45 193ZM171 191L174 192V194L175 193L176 194L175 195L172 194L174 196H172L171 198H169V196H170L169 194L172 193ZM196 191H194V192H196ZM262 191H261V194H263V192H264V191L263 192ZM22 192H24V191H22ZM41 192H42L41 194H43V190ZM183 192H185V189H184ZM100 193H102L103 196H107V199H105V197H103V196L100 197L101 196ZM107 193L110 194V196L112 195V197H115L116 200H115V198L114 199H110V196L108 197ZM29 194H28V196L26 195L27 198L29 197ZM254 194H256L258 197L256 195H254ZM193 195H194V193H193ZM74 196H75V193H74ZM74 196H72V198H71L72 201L74 200V198H76ZM79 196H78L77 200L79 199ZM132 197L134 198V199H132L133 202L135 201L134 203L131 201V198ZM27 198L25 200H27ZM82 198H83V200H82ZM108 199H110V201H108ZM141 199H142V201H141ZM171 199H172V202H170ZM32 200H31V202H32ZM39 200H37L38 201L37 203H39ZM77 200L75 199L74 201H77ZM103 200L105 201V202H103L104 203V207L102 206L103 205V203H102ZM106 200L108 202H106ZM42 201H40V202H42ZM61 201L62 200H60V202ZM81 201H80V203H81ZM193 202H195V198H194V201ZM197 202L195 204L194 203L193 204L196 206L197 205ZM42 203H44V202H42ZM39 204H41V203H39ZM48 204L45 203V207H43V208H46L47 206H50ZM163 204H165V205H163ZM169 204H170V206H168ZM184 204H182V205L184 206ZM162 205H163V207L164 206H167V207H164V208H168V209L166 211L164 209L162 210ZM174 206H173V208H174ZM183 206L182 207L180 206L181 208H178V209H180V210L184 209ZM185 206L188 207L187 204ZM38 207H39V205H38ZM112 207H114V206H112ZM194 207L193 208L190 207L191 208V211L194 209ZM47 208H49V207H47ZM120 209H123V207H121ZM127 209H130V208H127ZM185 209H187V208L185 207ZM258 209L259 210L262 209V210L259 211ZM70 210H69V212H70ZM126 210L124 209L123 211L122 210L121 211L124 212ZM43 211L45 212L46 209L45 210L43 209ZM63 211L64 210H62V212ZM162 211H163V214H162ZM164 211L166 212L165 215H166L167 218L164 216V213H165ZM185 211L188 212L189 210H185ZM185 211H183V213ZM200 211L199 212H196V213H200ZM64 212H63V214H66L67 213V212H65V213ZM69 212L65 215V216L68 215L67 216L68 218H69V214L71 213V212L70 213ZM75 212L73 211L74 215L77 214V213L75 214ZM106 212L104 214H107ZM122 212H119V213L121 214ZM136 212H137V214H136ZM180 212H181V215H182V211H180ZM246 212L247 213L250 212V213H248L250 215L252 213H254V214L259 213L261 216L257 214V216L255 215L256 216L255 219L251 216L252 219H254V221L253 222L251 221V223H250V221H248V220H252V219L248 216V214L247 215L245 214ZM154 213H156V214L154 215ZM190 213H192V212H190ZM42 214H43V212H42ZM104 214H103V216H104ZM161 214L165 218L162 217L161 220H160V217L159 216ZM187 214L184 213L183 215H185L186 217L189 218V216H187ZM254 214H252V215H254ZM38 215H39V213H38ZM56 215H57V213H56ZM172 215H174V214L172 213ZM190 215H191L190 217L192 218L193 215H195V214H190ZM220 215H222V216L220 217ZM116 216H120V215L117 214ZM75 217H77V216H75ZM79 217H77V218H79ZM138 217H140V216L138 215ZM151 217H150V219H151ZM242 217L243 218L246 217L244 219H247V222H249L248 225L251 224V226H249V228L246 227V228H248L247 230H246V228H244L245 227L244 225L247 224V223L245 224L246 221L244 220L245 222H242V223L240 221L241 219L243 220ZM257 217H259V218H257ZM73 218H74V216H73ZM103 218H105V217H103ZM35 219H36V217H35ZM70 219H72V218H70ZM257 219H259V220H257ZM133 220L131 219V221H133ZM170 220L173 221V222H171ZM181 220H182L183 224L181 223ZM26 222H27V220H26ZM148 222H147V224H148ZM112 224H113V221H112ZM127 224H128V222H127ZM153 224L155 226V223H153ZM153 224H151L152 227H154ZM220 224L222 226H220ZM235 224H236V226H234ZM241 224H242L243 228L245 229V233H242V234L245 235V237L243 235L238 236L240 232L244 231V229H241V227H237V225L240 226ZM124 225L125 226H128L127 230H128L129 233H130V231L133 233L130 237L127 236L128 234H127V231H125L126 229H124V227H123ZM81 227H82V225H81ZM84 227L87 229L88 226L86 227V225H85ZM234 227H235V230L236 231L238 230V228L241 229V231L239 230L240 232L237 231V232H239L238 235L236 234V231L234 230ZM236 227H237V229H236ZM90 228L91 227H89V229ZM89 229L86 230V232L89 231ZM147 230H149L148 233H147ZM176 230L177 231L180 230L184 234V236H187L188 238L187 237H184V236L181 237L182 235H180L178 237V233H177V235L175 233ZM91 231H92V229H90V232ZM124 231H125V233H124ZM140 231H138V233ZM180 231H178L179 234H181ZM188 231H189V234H188ZM218 231H219V234L220 235L218 237H214V236H217V234H218L217 232ZM90 232H87V233H90ZM214 232L215 231H213V234H214ZM124 234L127 237H124L125 236ZM234 234L236 235L238 242L236 241V238H235V235ZM86 236H88V234ZM115 237H118V238L124 237L122 239L125 240V241H126L125 238H127V240H129V238L131 240V238H132V241H133V244L132 245H133V247L130 246L131 247L130 249L128 247V249H129L128 250L126 248L127 245H126V247H124L125 245L122 244L125 241L121 243L123 245V247L121 246V244H119L120 242L118 243L117 241H115V242H117L116 243V246L113 245L114 244V240H115L114 238ZM233 237H234V239H233ZM238 237H239V239H238ZM240 237L241 238L244 237L245 239H247V238L250 239L251 240V241L249 240L250 241V244H248L249 241H247V242L244 241L245 242L244 243L243 240L240 239ZM86 238L87 237H85V240H86ZM88 238H87L86 241H84V242H86L85 245L88 242H90L89 241L90 239L88 240ZM118 238H116V239L118 240ZM139 238L140 237H138L137 239H139ZM182 238H183V240H182ZM231 238L233 239V241H232L233 245H231L232 243L231 244L229 243V241L232 240ZM107 240L110 242V244L112 243L113 246L112 245H109V242H107ZM141 240H142V237L140 238V241ZM187 240H188L189 243L191 242L192 244L195 243L194 241H196V242L199 241L200 246H199L198 243L197 244H193V245L190 244L191 245V247H190L191 249L189 248V250L192 251L193 249H195V248H193L194 245L196 246V249L199 250L197 252V254L194 253L196 250L192 252V257L195 254L194 255L195 258L193 257L194 260L189 257V256H191V251L189 253V256H187L188 255L187 252H189V250L187 251L189 244H186V242L184 243V241H187ZM234 240L236 241V243H240L241 242L240 245L242 244V247L239 246V248H241L242 250L244 248L245 251L244 250L243 251L240 250L241 252H239V249H238V245L239 244H237V246L234 245ZM132 241H129V243L132 242ZM150 242H151V244H153L154 247L151 246L152 248H150V246H148V244ZM227 242L231 246H235L238 251L236 250L235 247H234L235 248L234 250H236L237 252L236 251L233 252L234 251L233 249H232L233 251H231V248L232 247L230 245H228ZM91 243H88V244H91ZM95 243H98V246H96ZM129 243H128V245H129ZM92 244H91V246H92ZM118 244L121 247H119ZM137 244H139V242H137ZM184 244L185 245H188V246H184ZM245 244L246 245H249V246L251 245L249 247V249H245V247H244ZM130 245H131V243H130ZM215 245H216V249H214V246ZM226 245L227 246H230L231 248L229 249ZM185 247H187V248H185ZM197 247H199V249ZM124 248H125V251H124ZM126 249H127V251H126ZM74 251L80 256V257H78V256L75 255L76 253L74 254V256L77 257L76 258L77 261L78 260H81L83 258L85 259L86 257H88V260L90 259V257L87 254H85L86 256L82 257L78 253L77 250H74ZM44 257H46V256H44ZM78 258H81V259H78ZM64 259H65V257L62 259L64 261V263L70 262V261H66L65 262ZM62 260H61V263H63ZM88 260L85 259V261L84 260L83 261H79V263L76 262L75 264H82L81 262H83V264H86V263L87 264H91V262L89 263ZM0 261L2 262L4 260L3 259H0ZM6 262L7 261L5 259V261L2 262L1 264H5ZM8 264H11V263H8ZM57 264H58V262H57Z\"/></svg>",
  "mask_w": 264,
  "mask_h": 264
},
{
  "label": "rangeland",
  "instance_id": "obj_2",
  "mask_svg": "<svg viewBox=\"0 0 264 264\" xmlns=\"http://www.w3.org/2000/svg\"><path fill=\"white\" fill-rule=\"evenodd\" d=\"M85 1H88L87 3H90L89 0H85ZM85 1L83 0L82 2L84 3ZM90 1H91V0H90ZM94 1H96V0L91 1V3H92V2H93V3H96V2H97V1H96V2H94ZM105 1H106V3L108 2V0H105ZM105 1L102 0L101 2H100V1H99V2L101 3V5H102V4H103V5H108V3H107V4L102 3V2H105ZM109 1L112 2L113 5H114V2H115L114 0H113L114 2H113L112 0H109ZM117 1H118V0H117ZM119 1H120V0H119ZM119 1H118V2H119ZM123 1H125V0H123ZM123 1H121V2H123ZM126 1H127V0H126ZM43 2H46V1L43 0ZM49 2L52 3L53 0H52V1L49 0ZM49 2H46V3H49ZM54 2H55L54 4H56V2H59V1L54 0ZM82 2H80V3H82ZM118 2H117V3H118ZM62 3H66V1H62ZM83 3H82V4H83ZM87 3L85 2V4H86L87 6H86L85 4H83V5H85V6H83V5L80 4L81 7H83V9L86 10L87 12L84 11V10L81 11L82 8H78V9H81V10L75 9V10H77L78 12L75 11L74 9H73V10H74L77 14H79V15L81 14L80 18H81L82 16H86V17H84V18H85V21H87V22H89V21L92 22L91 20H93V19H91V17H88V16L85 15L84 13H87V14H89L90 16H92V15L95 13L94 9H95V10H96V9L98 10V8H97L98 6L100 7V9L103 8V7L100 6L99 3L97 2V3H98L97 5L94 4V5L97 6V7H96V8L93 7L94 9H91L92 6H94L93 3H92V6H90V4H87ZM117 3H115V4H116L115 7L118 6ZM119 3H120V2H119ZM119 3H118V4H119ZM124 3H125V2H124ZM49 4H50V3H49ZM49 4H48L47 6H49ZM41 5H42L41 7H44L43 5H46V4H45V3H42ZM38 6H40V5H38ZM38 6H37V8H39V9H36V10H38V12L40 11L39 13L41 14V12H43V9L40 8V7H38ZM52 6H55V5H52ZM88 6H90V7L87 8V9L84 8V7H88ZM119 6H121V5L119 4ZM168 6H169L170 8L172 7V6H170V5H168ZM166 7H167V6H166ZM166 7H165V9H163V10H165V11H166V10H167V11L170 10V11H169V12H170V13H169L170 16H168L169 14H166V12H165V15H167L169 19L166 18L167 16H166V17L163 16V15H164V12L162 11L163 14H162L161 16H163L166 20L163 18V21H162V20H159V21L161 22L162 25H165V22H166V25H165V28H164V26H163V28H161L162 30L159 28L160 31L155 32V37H156V35L159 36L158 38L156 37L157 39L153 36V37H154V40L156 39V42L153 40V37H152V40L154 41L153 44L156 45V46L153 45V47H156V51H154V53H155V54H153L154 56H153V55H149L150 53L148 54V56H149V59H150V57L152 58V56H153V58H154V59L152 58L153 60H152V59L149 60V61H150V62H149V63H150V64H149L150 67H151V68L153 67V70H151V71L154 72V74H155V76H154V74H153V77H156V78H153V77L151 78L152 80L155 79L154 83H153V81H152L154 87H155L157 84L160 83V84L164 85V86L167 88V84L165 85V81H166V83H168L169 85L172 84V82H170L171 79L168 78V73H169L170 70H171V69L169 70V67H168V66L171 65L170 68H171L172 66H174V65H175V62H176V61H174V60H177L176 57L179 58V57H178V54H176V51H177V47H179V43L181 44V41H182V38H181L182 35H181V37H180V34H181L182 29L179 27V28L181 29L180 33H179V31H178V30H180V29H177L178 26H181V22H180V23H179V22H175L174 20L176 19V21H177V20H180L179 18H184V17H180V14H179V17H178V16H177L178 13H177V15H176L177 17H176V16H175V13H176V12H174L175 10L173 9V12H172V9H170L169 7H168L169 9H167ZM45 8H46V7H44V9H45ZM47 8H48V7H47ZM50 8H51V6H50ZM50 8H48V9H50ZM52 8H53V7H52ZM52 8H51V9H52ZM105 8H106V7H105ZM41 9H42V11H41ZM89 9L93 10L94 13L92 14V11L89 10ZM100 9H99V10H100ZM97 10H96V11H97ZM99 10H98V11H99ZM71 11H72V10H71ZM71 11H70L69 13H71ZM74 11H72L73 14L71 13V14H69L68 16H71V15L74 16V14H75ZM90 11H91V14H92V15H91L90 13H88V12H90ZM98 11L96 12L97 14H94V15H98V14L102 15V13H103V14L105 13V14H106V17H105V18H106V19H107V17H108L109 14H110V13H109L110 11L107 13V11H108L107 8L105 9L106 12H103L104 9H103V11H99V12H98ZM11 12H12V11H11ZM82 12H83L84 15L82 14ZM13 14H16V13L13 12V13H11V15L9 14L8 17H10V18H8V17L5 16L4 19L7 18L6 20H9L8 22H7L6 20L3 21V18H2V20H0V22L3 21V25H2V27H1V24H2V23L0 24V27H1V29H2L3 32H6V29H5V26H4V25L7 24L6 26H9V25H13V24H15V22H16V21H15V16H14L13 18L11 17V16H13ZM107 14H108V15H107ZM116 14H117V12H116ZM36 15H38V14H36ZM41 15H42V14H41ZM41 15H40V17L42 18ZM75 15H76V14H75ZM94 15L92 16V18H94ZM100 15H99V18H97L98 16H97V17L95 16V17H96V20L98 19L99 21L95 22V21H94L95 19H94L93 22H92V24L96 23V25H97V24H100V25L104 26L103 23L106 22V20L104 19L105 21L103 20L104 22L102 21V23H101V22H100V21H101V19H100ZM172 15H174V16H172ZM30 16L32 17L33 15H30ZM68 16H67V17H68ZM76 16L78 17V15H76ZM114 16H115V14H114ZM181 16H182V15H181ZM37 17L39 18V16H37ZM67 17H66V19H67L66 21H68V18H67ZM77 17H70V18H72V19H70V20H73V21H74L73 18H75V21H76V20H78ZM102 17H103V16H102ZM11 18H12V19H11ZM80 18H79V20H81V21L84 20V19H82L83 17H82L81 19H80ZM87 18H90L91 20H90V19L87 20ZM159 18H160V17H159ZM161 18H162V17H161ZM161 18H160V19H161ZM172 18H173V19H172ZM0 19H1V18H0ZM10 19H11V20H10ZM13 19H14V20H13ZM42 19H43V18H42ZM38 20H39V21H38ZM38 20L35 22L36 24H38V23L43 24V23H41V22H43V20H42V21H41L40 19H38ZM52 20H53V19H52ZM56 20H58V21L60 22L62 19H61V20L56 19ZM70 20H69V21H70ZM79 20H78V21H79ZM185 20H186V19L181 20V21H183L182 23H184ZM5 21H6V22H5ZM12 21H13V22H12ZM14 21H15V22H14ZM29 21H30V20H29ZM31 21H32V22H31ZM31 21H30V22L32 23V25L35 26L36 24L33 23V20H31ZM40 21H41V22H40ZM53 21H54V20H53ZM58 21H57V22H58ZM73 21H72V22H73ZM186 21H187V20H186ZM4 22H5V24H4ZM62 22H64V20H62ZM62 22H61V23H62ZM79 22H80V21H79ZM87 22H86V23H83V24L86 25ZM90 22H89V23H90ZM107 22H108V20H107ZM162 22H164V23H162ZM8 23H9V24H8ZM54 23L56 24V22H54ZM174 23H175V26H174V28H173L172 25H174ZM176 23L179 24L177 27H176V25H177ZM51 24H53L52 21H51L50 25H51ZM90 24H91V23H90ZM90 24H89V25H90ZM92 24H91V25H92ZM111 24H112V27H113L114 24H113V23H111ZM156 24H157V26H159V23H156ZM169 24H170V25H169ZM44 25H45V24H43L42 26H44ZM106 25H107V23H106ZM162 25H161V27H162ZM53 26H54V24H53ZM109 26H110V25H109ZM114 26H115V25H114ZM167 26H169V27H167ZM39 27H40V25H39ZM51 27H52V25H51ZM110 27H111V26H110ZM175 27H176V28H175ZM35 28L37 29L38 26H35L33 29H35ZM113 28H114V27H113ZM167 28H169L170 30H168ZM42 29H43V28H42ZM109 29H110V28H109ZM115 29H116V27H115ZM163 29H164V30H163ZM110 30H111V29H110ZM156 31H157V30H156ZM110 32H114V31L111 30ZM175 32H176V33H175ZM6 33H8V32H6ZM163 33H164V34H163ZM75 34H76V33H75ZM171 34H172V35H171ZM177 34H178V35H177ZM182 34H183V32H182ZM112 35H113V33H112ZM161 35H162V36H161ZM71 36H73V37L75 38V37H78V34H77V36H75V35H73V34H72ZM110 36H111V33H110ZM110 36H109V38L111 39ZM151 36H152V35H151ZM163 36H164V37H163ZM73 37L71 38V37L69 36L70 39L68 38L69 41L67 40L69 43H68V42H65L67 38H66V39L64 38V39H65V41H64L65 44L68 43L67 46L65 45V47H67L66 49L68 50V55H69V53H72V52H73V53H72L73 56L76 55V57H78V55H79L80 53L82 54V52H81L82 49H83V52H84V51H87L86 48H88L89 45L87 44V42H84L85 44H84V43L82 44V45H83V48L81 47L82 49H81V48L78 49V50L80 51V53L77 52V51H78V50H77V51H76V54H75V53H74L75 50H73V49H75V48L77 49L78 47H75V48H74V47H72V48H68V47L71 45V43H72L71 40H72V39L74 40ZM106 37H107V41H108L109 38H108V36H106ZM112 37H113V36H112ZM172 37H173V38H172ZM60 38H61V39H59V40H57V41H59V44H60L61 46H58L59 44H58L56 41L53 42V43L51 42V45H52V46H51L50 44H49L48 46H49L50 49L52 48V50H55L53 46H55L56 48H57V47H59V48H60V47H63V48L61 49V51H65L66 54H67V50H63V49H65V48H64V44H63L64 42L61 41V40L63 39V37H60ZM178 38H180L181 41H180ZM64 39H63V40H64ZM75 39H77V38H75ZM104 39H105V38H104ZM115 39H116V38L113 37V40H114V41H115ZM94 40H95V38H94ZM111 40H112V39H111ZM111 40H109V43H110V44L113 43V41L111 42ZM152 40H151V41H152ZM228 40L231 41V42H233V41H234V42L237 41L236 39H235V40H234V39H233V40L227 39V41H228ZM34 41L36 42V44H39V43H38L39 41L37 42L36 39H35ZM34 41H33L32 43H35ZM60 41L62 42V44L60 43ZM74 41H75V40H74ZM74 41H73V42H74ZM105 41H106V39H105ZM178 41H179V42H178ZM40 42H41V40H40ZM70 42H71V43H70ZM115 42H116V41H115ZM115 42H114V43H115ZM174 42H175V43H174ZM231 42H230V43H231ZM238 42H239V41H237V42L234 43L235 46L238 45V44L236 45V43H238ZM155 43H156V44H155ZM239 43L243 44V47L240 48V46H241V45H240L239 48L242 49V51H244L246 48H245L244 50H243V48H244V47H247L248 44L246 45V43L244 44V43H242V42H239ZM57 44H58V45H57ZM69 44H70V45H69ZM174 44H175V45H174ZM85 45H86V46H85ZM244 45H246V46H244ZM50 46H51V47H50ZM72 46H74V45L72 44ZM87 46H88V47H87ZM235 46H234V47H235ZM250 46H251V45H250ZM85 47H86V48H85ZM221 47H222V50H221V51H224L228 46L224 47V46L221 45ZM223 47H224L225 49H224ZM229 47H230V46H229ZM234 47H233V48H234ZM237 47H238V46H237ZM237 47H235V48H237ZM248 47H249V46H248ZM248 47H247V48H248ZM49 48H48V53H49V51H50ZM59 48H58V49H59ZM84 48H85V50H84ZM233 48H232V49H233ZM69 49H70V51H71V49H72L73 51L70 52ZM178 49H179V48H178ZM52 50H51V52H50L51 54H52V52H53ZM59 50H60V49H59ZM88 50H89V49H88ZM151 50H152V53H153V48H152ZM173 50H174V51H173ZM55 51H56V50H55ZM57 51H58V50H57ZM57 51H56V52H57ZM61 51H60V53H61L63 56H65V55H64L65 53L63 54V52H61ZM235 51H236V49H235ZM238 51H240V50L238 49ZM150 52H151V51H150ZM57 53H58V52H57ZM57 53H53V54L55 55V57L57 58V59H56V58L54 57V58H55V59H54V63L52 62V61H53V56H54V55L52 56V55H47V54H46L47 56H45V55H44L45 57L42 56V58H43L44 60H42V58H40V60H39V63L42 61L41 63H43V64L40 63V65H39L38 61H37L38 64H35L36 62H35V63H34V62H31V64H30V62H28L27 67H28L29 65H30V67H31V66H34V64H35V65H37V66H34L35 68L37 67V68L39 69V66H42V65L44 66V65H45L44 67L42 66L43 68H42V67H40V68H42V69H47V68H48L47 65L49 64V65H48L49 68H50V66H51L50 69H52V70L54 71L55 69H53V68H55V67L57 66V63H59L60 61L62 62V61L64 60L66 63L69 64L70 62H73V63H74V62L76 61V59L79 58V57H78V58H75V57H74V59H75V60H74V59L72 58V57H73L72 55H69L70 57H69L68 55H66V56H65V59H63V57H62V58H61L62 60H59V59H60L59 56H62V55L60 54V55L58 56L59 53H58V54H57ZM77 53H78V54H77ZM152 53H151V54H152ZM56 54H57L58 57L56 56ZM162 55H163V56H162ZM167 55H169V56H167ZM171 55H172V56H171ZM175 55H176V56H175ZM48 56H50V57H48ZM51 56H52V57H51ZM173 56H174L175 58H174ZM47 57L50 58L48 61H47V59H48ZM66 57H67V58H66ZM167 57H168V58H167ZM45 58H46V59H45ZM58 58H59V59H58ZM169 58H170V59H169ZM172 58H173V60H172ZM51 59H52V60H51ZM155 59H156V60H155ZM165 59H166V60H165ZM55 60H56V61L58 60L57 63H56ZM69 60H70V61H69ZM72 60H73V61H72ZM80 60H82V58H80ZM44 61H45V62H44ZM64 61L62 62V64L65 63ZM77 61H78V60H77ZM82 61H83V60H82ZM132 61H133V60H132ZM135 61H136V64H137V61H138V60H135ZM135 61H133V62H135ZM152 61H153V62H152ZM105 62H106V61H105ZM105 62H104V63H105ZM133 62H131L129 65H130V66L132 65L131 67L135 68L134 66H136V64H134ZM138 62H139V61H138ZM172 62H174V65H172V64H173ZM228 62H230V61H228ZM228 62L223 61V63L221 62L220 65H219V64H216V65H219V68H218V66H216V68L219 69V71H218V69H217V72H218V73H217L216 71H215V73H213V74H212V72H211V73H208V74H209L210 76H212V77H210V76L208 75L207 78H205V77H201V78H197V80H196V78H192L193 81H194V79L196 80L195 82H193V81L190 82V81H189L191 84L193 83V85H194V83H195L194 86H195V87L197 86V87L200 89V93H199V90H198V88L196 87L194 93L197 92V93H198V94H197V97H201V96H202V97H201L202 99H199V98H198L199 100H201V101L199 102L201 105H198V104H197L200 108H199L198 106H197V108L194 107L196 110L193 108V109L189 112V113H191V115L188 114V115H187L188 117H186V118L184 119V120H187V121H184L183 123H184L185 125H188V126H186V127H183V126H185V125L181 126V128L184 129V130L182 129V132H183V133H182V132H181V133H178V134H180V135H176L177 138H176V137H173L174 139H172V138H171L172 135H170V133H169L168 131L166 132V131L163 130V131L165 132V134H164V132H163V133H162V132L159 133V134L162 135V136L160 135V136H161L160 139H162V140L164 139L163 142H161V140L158 139L159 137L157 136V134H155L156 137H158L157 139L160 141V143H161L162 146H165V147H166V145H169V144L172 143V145L169 146V149H171V148L174 149V148H175V149L173 150V152H172V153H174V155L172 154L173 157H175V159H172V158H171V160H174V161H172V163H173L176 167H177V165H178V166L181 165V166L178 167V168H181V167H183V166L186 165L187 167H186L185 169H186V170L188 169V170L186 171V174H188V175L190 174V177H188V175H186V177H185V179L187 178L186 180L183 178V182H185V183H183L182 180L180 181V182L183 184V186L186 184L185 187L182 188V189H183L182 192H181V188H177V190H176V189L174 190L175 187L172 188V191L174 190V192H177V191L180 190L179 193H180V192H181V193H186V192H188V191H186V190L189 188V186H190V185H188V184H191L189 180L192 179L191 177H192L193 175H194V177H195V178L193 177V179H195V180L192 179V180L195 181V182H193V181L191 180V182H193V184H194V187H196V188L193 187V184H191V186H192L195 190H194V189L192 190V189L189 188L190 191L192 190V191H191V194H192L191 197H192V198H191V197L187 198V197H188V194H190V193H186V194H187L186 197H184L185 194H184V195H181V194H180L181 198H180V199H177L179 194H178V195H175L176 193L174 194V192L171 191L172 193L169 194V195H170L169 198H171L172 196L175 195L174 197H172V199L175 198V197L177 196V197L175 198L177 201H178V200H182V201H183V199H184V200L186 199V201H187L188 203L185 202V204H184V203L181 202V205H179V207H177V205L180 203V201H178L177 205L174 206L173 204H174V203L176 204V200L173 199V200H175V202H173V204H172V205L174 206V208H175V209H174L173 206H172V208H171V206H170V204H171L170 202H172V199H171V201L169 202L170 204L168 205V206H170V207H168V208L171 209V210H168V212H167V214H170V213H171L169 216H167V217H169L168 219H170V217H171V220H174L173 217H176V218H175L176 220H174V221H175L174 224L177 223V220H178L180 217L184 216L183 218H184L185 220H183V218H180V219H182L183 221H187V220H188L187 222H185V223H186L185 226H187V224L189 223L188 226H190V227L192 226L191 230H193V232H194V229H196V230L199 229L200 232H202V231L204 232V230H205L204 233H206L207 230H208L206 227H202V228H201L202 230H201L200 227H201V225H202L203 223H200L201 221L198 222V219H197V221H193V220L196 218V215H197V214H202V212L204 213V210L200 211V210L202 209V207H200L201 204H200V202H199V200H198V199H199V194H200V193H201V194L203 193L204 190H203L202 188L205 186V185H202V182H203L202 180H204L205 178H203L204 176H201V175L204 174L205 176H206V175L208 176V174L211 173V172L214 170L213 168H215L216 165H218V164H217V162H218L217 158L219 159V162L221 161V159H222L221 157H223V156L220 155V153H221L220 151H222V150H221V147H222V149H225V150H226V151L223 150L222 154L225 152L224 154H225V156L228 154V158H229L233 153H234L236 156H235V155H232V156H234V157H233L234 160L231 159L232 157H230V158L228 159V161H226L227 156H226V157L224 156L225 159H224V157H223V159H222V160H224V161H223L222 163L220 162L222 167L220 166V163L218 162L220 167H217V171L220 172V170H221L220 173H222V172H223L222 169H223V166H224V165H222V164H223V163H224V164L227 163V164H225V165H227V167L224 166L225 171H226V169H227L226 172H229V171H228V169H229L230 172H233L231 176H233L234 173H238V174H235V175H234V178H233L234 181L230 178L231 176H228L229 174L226 173L225 171H224V173H226V174H228V175H226V176H225L224 174H223V175H224L225 177H227V179H228V177H229V179H231V181H233V182L239 180V181H238V184H239L240 181H241V183L239 184L240 187L243 186V185H242V182L245 183V182L247 181V183H250V180H249V179H251V177L249 176V174L251 175V172H252V176H255V174H256V176H258V175L262 172V171H260V170L263 169L262 166H264L263 162L260 161V163H261V162H262V163L260 164V167H261V168H260V170H259L258 168H256V167H259V163L256 162V164H258V166H255L256 164H254V166H255V167H254V166H253V163H252V161H251V160L253 159V154L255 153V151H253V149L256 148V151H257V147H256V146H258V149H262V150H264V147H263L264 139H261V140H260L259 138H261V137H258V140L256 139V140H254V142L250 139V136H252V130H253V128H252L251 130H250V128H251L252 126L255 128V125H254L255 122H254V124H253V121H254V120H258V117H259V116H261V119H262V116L264 115V114H263V113H264V112H263V111H264V106H263V105H264V98H263V97H264V96H263V95H264V90H261L262 88L264 89V86H262V85H264V71H263L264 68H262L263 70H259V71H261V72H260V75L258 74V75H259V76H258V79L261 80V81H260V80H258V81H260L261 84H260L258 81H256V82H258L259 85H260L259 87H260L261 92H260L259 88L256 87V89L258 88V89H257V92H256V89L254 88L253 90H251L252 93H250V91H248L249 93H247V91H246V93L243 92L244 94H242V93L239 94L240 96H242L240 99H241L243 102H244V100H246V101L244 102V104H245V106H247V108H249L250 110H249V109H246L245 106H243V107L245 108L244 112H245L246 110H248L247 112H245V113H246V114H245V113L243 112V109H244V108L242 107V105L240 106L239 104H237V107L239 106L240 108H242V110H238V111H242V113H241V112L239 113V112L237 111V109L232 108L233 110H236V111L240 114L239 116H241V114H245V115H249V117H250V112H249V111H251L254 115H257V116H254V115L252 116V115H251V117H253V118L256 117L254 120H253V118H251V117L249 118V119H250L249 121H250V122L252 121V124H253V125H251V123H250L249 126L251 125V127H250V128H247V129H249L250 132H251V133H250V132H248L249 130H247V132L249 133V134H248V137H249V138H247V137H246L247 132H245V136H244V135H241V134H244V133L241 132V130L243 129L244 126H242V129H241V126H240V125H242V123H244V122L246 121L245 118H248V116L245 117V118H242V117H244V115H243L242 117L236 116V119H237V120H238V119L240 120V118H242L243 120L245 119L244 122H242V121H243L242 119H241V121L238 120L239 122H242L240 125L237 124V125H239V127L235 124V125L237 126V128H238V132H236L237 129H236L235 125L232 126V124L228 122V121H231L232 118H233V121H234L235 118H234L233 116H229V117H231V119H229V117L227 116V117H228V120H226V121L224 120V117H225V115H226V114H225V113H226L225 111H226V110H227V112H230V111H231V109L228 111V109H225V108H227V107L230 108V107H232V105H234L233 107H235V104H236V103L234 104V103H232V102H238V103H240V104L243 103L242 101L240 102V101L238 100V99H239V98H238L239 95L237 96V94L240 93V92H238V91H243V90H242V89H243V86H244V83H243V82H244V80H245V79H243L244 76L242 77L241 75H239L240 71L238 72V71L235 70V69L239 70L238 67H235V66H236L235 64H234V66H232L233 63L231 64V62H230V63H228ZM171 63H172V64H171ZM32 64H33V65H32ZM55 64H56V65H55ZM59 64H60V63H59ZM70 64H71V63H70ZM105 64L107 65V63H105ZM105 64L102 65V66H106ZM139 64H140V63H139ZM168 64H169V65H168ZM223 64H224V65H223ZM52 65H55V67L52 68ZM152 65H153V66H152ZM166 65H168V66H166ZM221 66L224 67V68H222ZM246 66H248V65H246ZM263 66H264V65H263ZM263 66H262V67H263ZM30 67H29V68H30ZM154 67H155V68H154ZM166 67H167V68H166ZM37 68H36V69H37ZM136 68H137V67H136ZM31 69H33V67H32ZM129 69H131V68H129ZM52 70H51V71H52ZM262 71H263V72H262ZM6 72H7V71H6ZM117 72H121V71H117ZM123 72H124V71H122V73H123ZM162 72H163V73H162ZM166 72H168V73H166ZM229 72H230V73H229ZM234 72H236V73H234ZM115 73H116V72H115ZM115 73H114V74H115ZM164 73L166 74V76H165ZM237 73H238V74H237ZM114 74H113V75L111 74V75H112V76H115V75L118 76L119 73H117V74H115V75H114ZM124 74H125V72H124ZM124 74L121 75V73H120L121 76H124ZM162 74H163V75H162ZM221 74H222V75H221ZM224 74H225V75H224ZM241 74H242V73H241ZM261 74H262V75H261ZM111 75H110V76H111ZM120 75H119V77H120ZM125 75H126V74H125ZM219 75H220V76H219ZM242 75H243V74H242ZM2 76H4V74H3V75L0 74V77H1V78H2ZM151 76H152V75H151ZM119 77H116V79H117V78L119 79ZM208 77L211 79L210 82H209L210 79L208 80V82L206 81V79H208ZM236 77H237V78H236ZM239 77H241V78H239ZM259 77H260V78H259ZM1 78H0V79H1ZM4 78H5V77H4ZM109 78H111V77H109ZM166 78H167V79H166ZM202 78H205V79L202 80ZM2 79H3V78H2ZM113 79H114V77L112 78V80H113ZM116 79H114V80H116ZM120 79H121V77H120ZM198 79H201L202 81L205 80V81H204V85H203V82L201 83V80H198ZM234 79H235V80H234ZM156 80L158 81L157 84H155V83H156ZM168 80H170V81L167 82ZM238 80H239V81H238ZM199 81H200V82H199ZM242 81H243V82H242ZM197 82H199L200 85L202 84V85H201L202 87L204 86L203 90H201V87L199 86V83H197ZM205 82H206V83H205ZM231 82H232V83H231ZM235 82H236V83H235ZM148 83H150V82L146 81V84H148ZM152 83H150V84L152 85ZM163 83H164V84H163ZM207 83H208V84H207ZM241 83H242V85H241ZM258 83H256V84L258 85ZM262 83H263V84H262ZM146 84H145V86L147 87ZM160 84H159V87H161ZM206 84H207L208 86H207ZM211 84H212V85H211ZM235 84H237V85L235 86ZM256 84H255V86H256ZM133 85H134V84H133ZM151 85H150V86H151ZM153 85H152V87H153ZM173 85H174V83H173ZM173 85H172V86L170 85V86L173 87ZM54 86H56V85H54ZM54 86H53V87H54ZM157 86H158V85H157ZM157 86H156L155 88H157ZM170 86H168V88H169ZM179 86H180V85L177 84V86L175 87V85H174L173 88H177V87L179 88ZM194 86H193V87L191 86V87L194 89ZM205 86L207 87V88H206L207 90L205 89ZM237 86H238V87H237ZM239 86H241V87H240L241 90H239V89H240ZM148 87H149V86H148ZM152 87H151V88H152ZM171 87H170V91H172V92H174V93H175V91L177 92L178 88L175 89V91H174V90H171V89H172ZM261 87H262V88H261ZM14 88H16V87H14ZM39 88H41V85L39 86ZM39 88H38V85H37L36 88H35V90L32 88L34 91H26V92H28V93H26L25 91L22 92V91H20V89H17V90H16V89H13V88H12V89H13V90L11 89L12 91H11V90H10L9 92L7 91V92H8V93L6 92L7 94L4 93V94H6L5 97H4L3 94H1L2 96L0 95V96H1V97H0V105H1V106H0V110H2V111H0V112H1L0 115H1L2 113L5 112L4 114L1 115V118H0V119L3 118V120L0 121V123H1V124H0V127H1V125H5V126L1 127V128H0V131H1V133H2V131L4 132V134H2L1 136H2V139L4 138L3 141L7 142L6 145H7V146L10 145L8 142H9V141H10V142H13L14 140H12V139H11V140L8 139V138H10V136H9L10 133H9V134H8V133H5V128H6V131H8V132L14 130V133L11 132V134H10L11 136L13 135L11 138H16V135H17L16 133H17L18 130H15V129H19L20 131H18V132H22V131L24 132L25 130H26L27 132H29V133H27L25 139H23V140H24V143L21 141L22 139H20V140H16V139H15L16 141H19L18 143H17L16 141H14L15 143L13 142V143H14L13 146H15V144H16L15 147H17V145H18V146H19V145H20V146L22 145L21 147H20V146L17 147V148H19L20 150L15 149V147L12 146V148H13L14 150L11 151V150L9 149V148L11 147V145L8 146L9 148L7 147L8 149H6V147H5V149H6V150H5L6 154H8V152H9V153L11 152V154H8V155H13V157H14V158L16 157V159H14L13 157H11L10 159H7V158H9L10 156L6 155L4 152L2 153V151H4L3 149H4V146H5V143L3 142V143H4V145H3V143H2L1 140H0V143H2V144L0 145V156H1V155H6V156H8L7 158H6V156H5V157L2 156V157H4V158L2 159V157H0V158H1L0 160H1V161H4L5 158H6L7 160H10V163H9V161H8V163H7V162H6V161H7L6 159H5L4 163H1L2 166L4 165L3 168H2L1 165H0V259H3L4 261H5V259H6L7 262H6L5 264H8V263H11V264H15V263H16V264H57V262H58V264H63L64 261H63L62 259L65 257V259H64L65 262H66V261H70V262H66L67 264H69V263H70V264H71V263H72V264H75L76 262L79 263V261H83V260L85 261V259L88 260V257H86L85 259H84V258L81 259L82 257L86 256L85 254H87V255L89 256L90 253H89L88 250H87V249H88V245H90L89 247H90L92 250L97 249V248H95V246L93 247L94 244L91 243L92 240H93V242H95V239H96V241L99 242V240H100L99 237L102 238V239H104L105 237H106V239H110V237H112V235L109 234V233H108V234L110 235V237H107V236H108L107 233L105 234V232H104L103 230H101L102 227H103V226L101 227V225H103V223H102V222L104 221L103 219H109V218L107 217V216H108V213H109V215H110V214L112 213V211L115 210V207L118 208V206L120 205V204H119L120 202L117 200V201L119 202V203H118L119 205H116V204H115V203L117 202V201H115L116 198H115V197H112V195L110 196V194L107 193L108 197L110 196V199H114V198H115V200H114L115 203H113L112 205H111V201H110V199H108V201H110V202H108V201L106 200V202H108V203L105 204V205L107 206V205L109 204V205L111 206V208H110L109 205L107 206L106 211L109 210L108 208H110V211H108V213H107L106 211H104V210H105L104 208H106V207H104V203H103V202H105V201H104V200L102 201V203H103L102 206H103L104 208H102L103 210H100V211H101V212H100L101 214H99V215H101V216H99V217H101L102 222H100L101 219H98V220H99V224H100V230H101L102 233L105 234V235L103 234V235L105 236V237H104V236L101 235L102 233L99 232L100 230H97V229H98L97 226H99V224H98L97 226L95 225V227H94V226H92V225L89 226V225H87V224H85V223H82V224L80 223V224L82 225V227H81V225L78 223V220L81 221V220H80L81 218L78 216V214L81 215V210L77 211L76 209H78V208H77V205H80V204H81V206H82V202L84 203V201H81V194H82V196L85 194V196H84L85 198H86V197L88 196V194H89L90 189H89V191H87L88 188H89V186H88V188L86 187L87 185H89L88 183H86L87 185L85 186V184H84L85 182H84V183L81 182V184H80V185L82 186V187H81L80 185L77 184V183H80V182H77V181H76L75 179H73V177H72V179H73L74 181H76V184H77V185H76V188H77V186H79V190H80V191L78 190V188L76 189V190L79 192V193H78V192H75V189L72 190L70 187H69L70 189L67 190V188H66V185H67V184L61 182V184H64V186H65V188H66V191H67V192H65V193H66L67 195H68V191H69V190H71L72 192L74 191L75 196H74V193L72 194V196L76 197V198H74V200H75V199L77 200L78 196L80 195V196H79V199H78L79 201H78V200H77V201H74V200L72 201V199H71L72 196H69V195H68V196L64 195L65 197H69V199H68V198H64V197H61L62 199L60 198V200H62L63 202H62V201L60 202L59 199H58V200H55V201H54L53 203H51V204H48L47 202L42 201V199H40L39 196L42 197V196L44 195V190H46V188H47L48 186H50V187H48L49 190H50V188H52V187L55 185V183H54L55 181H59V180H60V181H64L65 177L67 176V175L65 174V173H67V169H65V167H64L62 164H60V168H61V169H60V168H58V169H60V170L56 169V170L58 171V172H57L58 174L55 172L56 170L53 171V172H55V175H54V173H52L51 170L48 169V168H50V169H53V168H54V166H52V168H51V165H50L51 162H50V163L48 162L50 166H49L48 163H47V161H49L50 159H49L48 157H47V159L44 157V156H46V154H45L43 157L40 156L42 153H40V155H39V151L41 150V148H40L39 146L42 147V146L46 145V144H47L46 141H45L46 144H45V143H43L44 145H43V144H40V143L42 142L41 140H43V139H42V137H38V136H39V131H37V130H38V127H36L37 125L35 126V125H34L35 123L32 124L31 122H33V121H29V120H28V121L26 120L27 123L24 124V123H25V122H24V121H25V118H22L23 116L21 117L20 114H21L23 111H24V112H23L24 114L28 113V114H30V116H31V113H35V114H33V115L39 114L38 112H41V110H40V108H39L38 106L41 105V102H42L43 104H44L45 102H47L46 105H47V104H48V105H51V104H52V105H53V104L56 105L57 102H60V103H57V105H59V106L61 105V107H63L64 105H65V107H68L69 105H71L72 107H73V105L77 107V105H80V104H81L80 106H81V107H84L83 109H84V110H87L89 113H90V110H89V108H90V109L92 110L91 112H93V113L95 112L96 115L98 114L97 117H95V114H94V115H90V114H91V113H90V114H89L90 116H94L96 119L98 118V116H102V117H101V120H103L102 118H107L108 121L105 120V122L107 121V123L104 122V124H106V126L103 124V128H104V127H107V128H108V127H110L109 124H111V125L113 124V123H110V122H115V125H117V123H118V124H120V123L123 124L124 126L122 125V127H124L123 129H125V126H127V127L129 126L128 128H130V126H131L132 124H134V123H133L134 120H133V118L131 119V115H129V113L127 112V110H124V108L126 109V107H127L128 105H130V104H131V105L133 104L134 106H137V105L139 106V104L137 103V101H136V103H135V101L131 100V99H132V98H131L132 96H131V97H130V96L127 97V96H126L127 94H126L125 96H123V97H127V98H128V102H129L130 104H128V102H127V100H126L127 98H124V99L126 100V102H124L125 100L122 98V96H121L122 94H121V95H120V94H117V95H120L121 97H120V96H116V95L111 94V96L108 95L107 98L102 97V98H104V99L101 98V99L99 100V98L95 99V98H93V97H89V96H87V97H89V98H91V99L86 98V94H85L84 92H83V94H82V91H81V93H79V92H78V93L76 92L75 94L73 93L74 95L71 96V94H67V95L64 94L65 92L62 93V94H60V93H61V90H59L60 93H58V92H59L58 90L53 89V90H54L53 92H52L51 90H49V91H51L50 93H51L52 95L49 93L51 96H50L49 94L44 95V93H43V95H42V94H40L39 92H41V90H42L43 88H41V90H40ZM54 88L58 89L57 86L54 87ZM151 88H149L148 90L146 89V90H147L146 92H148L149 90L151 91V92L149 91L150 94L144 92V94H145L146 96L143 95V94L141 95L146 101H148V104H147V105L152 104L154 101H156L158 98H160L158 95L164 97V95L167 94L166 92H167V89H168V88H167V89L165 90V92L163 93L164 90L162 91V90H161L162 88H161V89H160V90L162 91V95H161V94H160L161 92H159V94H157V92L160 91L159 88H158V91H156L155 88H154L155 90H154L153 88H152L153 90H151ZM237 88H238V91H237V94H236V90H237ZM37 89H38V90H37ZM163 89H164V88H163ZM196 89H197V90H196ZM21 90H23V89H21ZM204 90H205V92H204ZM16 91H17V92H16ZM43 91H44V90H42V92H43ZM57 91H58V92H57ZM152 91H153V92H154V91L156 92V94L153 93V96H152V94H151ZM178 91H179V90H178ZM201 91H203L204 93L201 94ZM10 92H11V93H10ZM34 92H35V93H34ZM42 92H41V93H42ZM62 92H63V91H62ZM71 92H73V90H72ZM168 92H169V89H168ZM259 92H260V93H259ZM20 93H21V94H20ZM37 93H38V94H37ZM57 93H58V95H57ZM233 93H234V94H233ZM27 94H28V95H27ZM31 94H32V95H31ZM59 94H60L61 96H60ZM77 94H78V95L80 94V96H78ZM81 94H82L83 96H85V97H83L84 100H83V98L81 97ZM199 94H201V95L199 96ZM210 94H211V95H210ZM262 94H263V95H262ZM18 95H19V96H18ZM25 95H26V96H25ZM38 95H39V96H38ZM41 95H42L45 99H44ZM48 95H49V96H48ZM75 95H77V96H75ZM106 95H107V94H106ZM106 95H104V96H106ZM123 95H124V93H123ZM147 95H148V96H147ZM149 95H150V96H149ZM156 95H157L158 97H157ZM235 95H236V96H235ZM68 96H69V97H68ZM73 96H75V97H73ZM141 96H140V97H141ZM224 96H225V97H224ZM243 96H244L245 98H244ZM252 96H253V97H252ZM23 97H24V98H23ZM48 97H49V98H48ZM56 97H57V98H56ZM62 97H63V98H62ZM66 97H67V98H66ZM72 97H73V98H72ZM109 97H111V98H109ZM116 97H119L118 100H117ZM129 97H130V100L133 101L132 103L130 102ZM140 97H139V98H140ZM150 97H151V98H150ZM152 97L154 98V101H151V100H152ZM155 97H157V98H155ZM234 97H235V98H234ZM236 97H237V99H236ZM32 98H33V99H32ZM52 98H54V99H52ZM76 98H78L79 101H78ZM81 98H82V99H81ZM113 98H114V99H113ZM133 98H135V97H133ZM225 98H226V99H225ZM42 99H43V100H42ZM46 99H47V101H46ZM49 99H50V100H53V101L50 102ZM68 99H70V100H68ZM86 99H87L88 101H86ZM92 99L96 100V102H95L94 100H92ZM112 99H113V101H112ZM121 99H122V100H121ZM136 99H137V97H136ZM141 99H142V98H141ZM141 99H139V100H141ZM155 99H156V100H155ZM228 99H229V100H228ZM15 100H16V101H15ZM19 100H20V101H19ZM89 100H90V101L92 100L93 102H95V104H94L93 102L90 103ZM101 100H102V101H101ZM104 100H106V102H105ZM114 100H115V101H114ZM119 100L121 101V103L124 102V104L126 105V107H125L124 105H122V104L119 105V106H118V105H116V106H115V105H112V106H115L116 108H115V107H112V106H109V105H111V104H114L115 102H116V104H120V103H117V101L119 102ZM137 100H138V99H137ZM145 100H143L144 102H143V101H142V102H141V101H138V102L141 103V104L144 103V105H146V104H145V102H146ZM199 100H198V101H199ZM225 100H226V101H225ZM236 100H237V101H236ZM30 101H31V102H30ZM56 101H57V102H56ZM65 101H66V102H65ZM98 101H101V103H100L101 105H100V104H96V103H98ZM103 101H104V102H103ZM122 101H123V102H122ZM224 101H225V102H224ZM229 101H230V102H229ZM49 102H50V103H49ZM81 102H82V103H81ZM88 102H89V103H88ZM113 102H114V103H113ZM149 102H152V103L149 104ZM247 102H248V103H247ZM38 103H39V104H38ZM126 103H127V104H126ZM146 103H147V102H146ZM224 103H225V104H224ZM230 103H231V104H230ZM9 104H10V105H9ZM63 104H64V105H63ZM67 104H68V105H67ZM75 104H76V105H75ZM84 104H85V106H84ZM88 104H90V105L88 106ZM104 104H105V105H104ZM106 104H107V105H106ZM135 104H137V105H135ZM141 104H140V105H141ZM244 104H243V105H244ZM246 104H248L249 106L246 105ZM46 105H45V107H46ZM48 105H47V106H48ZM52 105H51V106H52ZM62 105H63V106H62ZM82 105H83V106H82ZM86 105H87V107H86ZM133 105H132V106H133ZM205 105H206V106H205ZM9 106H10V107H9ZM41 106H44V105H41ZM90 106H91V107H90ZM92 106H93V107H92ZM106 106H107V107H106ZM138 106H137V107H138ZM201 106H202V107H201ZM221 106H222V108H221ZM260 106H261L262 108H261ZM22 107H23V108H22ZM34 107H36V109L38 108L40 111H38V110H36V109H34V111H31ZM49 107H50V106H49ZM78 107H79V106H78ZM94 107H95V108H94ZM99 107H100V108H99ZM105 107H106V108H105ZM111 107H112L113 110L111 109ZM120 107H121V108H120ZM123 107H124V108H123ZM137 107H136V108H137ZM239 107H238V109H239ZM2 108H3V109H2ZM18 108H19V109H18ZM86 108H87V109H86ZM114 108H115L116 110H114ZM118 108H119V109H118ZM138 108H139V107H138ZM8 109H9V110H8ZM16 109H18V110H16ZM24 109H25V110H24ZM30 109H31V110H30ZM14 110H15V111H14ZM27 110H28V112H26ZM96 110H97V111H96ZM121 110H122V111H121ZM257 110H258V111H257ZM8 111H9V112H8ZM11 111H12V112H11ZM20 111H21V113H20ZM29 111H31V112H29ZM36 111H37V112H36ZM99 111H100V112H99ZM222 111H223V112H222ZM6 112H7V113H6ZM14 112H15L16 114L19 112V114H17V115H18V117L20 116V117L22 118L23 121H21V120H20L21 118H20V117L18 118ZM98 112L101 113V114H99ZM196 112H197L198 114H197ZM231 112H232V111H231ZM234 112H235V111H233V112L231 113V115L234 114ZM237 112H236V113H237ZM12 113H13V114H12ZM23 113H22V114H23ZM109 113H110V114H109ZM252 113H251V114H252ZM42 114H43V115L41 116V113H40V114H39V115H40L39 117H42L41 120H42V119L44 120V125H45V124L47 123V121H45V120H48V115L46 114V115H47V118H46V116H45L46 119H44L43 116H44L45 112H43ZM127 114H128V115H127ZM219 114H220V115H219ZM223 114H225V115L223 116V119H222L221 115H223ZM260 114H261V115H260ZM262 114H263V115H262ZM3 115H4V117H3ZM5 115L8 116V117H6ZM109 115H110V116H109ZM217 115L219 116L218 119H216V118H217ZM227 115H230V113H227ZM235 115H236V114H235ZM37 116H38V115H37ZM189 116H190V117H189ZM192 116H193V117H192ZM215 116H216V117H215ZM12 117H13V120H12ZM14 117H15V118H14ZM220 117H221V118H220ZM227 117H225V118L227 119ZM238 117H239V118H238ZM16 118H18V120H15ZM214 118H215L216 120H219V118H220L222 121L224 120L225 122H224V121H223V122L221 121L222 123H220L219 121H214V120H215ZM9 119H10V120H9ZM111 119H114V121H112ZM188 119H189V120H188ZM213 119H214V120H213ZM236 119H235V121H237ZM261 119H260V117H259V120H258V122H260L259 125H257L258 122L256 121V127L258 128V126H259V128H258V129L255 128V131H256V136H257L258 133H259L261 136L263 135L262 138H264V132H263L262 134L260 133V131H261V132L264 131V129H263V130H260V129L263 128V126H264V125H263V126L261 125V123H262V122H261ZM43 120H42V121H43ZM98 120L100 121L99 118H98ZM109 120H111V121H109ZM132 120H133V121H132ZM196 120H197V121H196ZM263 120H264V118L262 119V121H263ZM13 121H14V122H13ZM15 121H16V123H15ZM17 121H18V122H21V123L24 122L23 124H24L25 126H24L23 124H21V123H17ZM103 121H104V120H103ZM103 121H102V123H103ZM116 121H117V122H116ZM192 121H196V122H194L195 124H193ZM209 121H210L211 123H209ZM212 121H213V122H212ZM235 121H234V122H235ZM28 122H30L29 125H28L29 127H27ZM108 122H109V123H108ZM185 122H186V123L188 122V124H186ZM190 122H191V125H193V127H191V125L189 124ZM197 122H198V123L200 122V123L203 124L205 127H206L207 125L209 126L210 124H212V123H216V122H217L220 126H221V124H224V123H225V124H224L225 127L228 126V125L226 126V124H227L226 122L229 123V126H230V124H231V126L234 127V129L236 130V131H233L234 134H235V132H236V136H238V135L240 134L241 136L246 137V139H248L249 142L252 141L253 144H254V148H253V146H251L250 143L248 142V144H249L253 149H252L251 147L248 149V147H247V148H245L246 151L244 150L245 152L239 150V152L241 151V152H243V153H246V152H248V151L250 152V151L252 150V151H251V153L253 152V153H252V156L249 157V154H250L249 152H248L249 154H247L248 157H247V155H245L248 159H249V158H252V159H250V161H249V160H246V161H249L250 164L244 161L245 159H247L246 157H245V159L243 158L244 160L241 159L242 156H244L243 153H240V156H238L239 153H238V150L236 149V148L240 145V142H242L243 145H245V144L247 143L246 141H244L245 138L243 139V137H241V136L239 135L240 138L243 139V140H241V141L239 142V139H240V138L238 139V137H236V138L238 139V142H239V143H238V142L235 143V144L238 143V144H237L238 146L235 147V148L232 149V150L235 151V149H236L237 151H236V152H233V151L231 150V148H233V146H235V145L232 146L231 143H233L234 138H235V135H234L233 133H230V131L227 129L228 127H227L226 129L223 128L224 130H221V132H220L219 129H220L221 127L216 123V124L219 126V127H218V126L215 127V128H217L216 130H218V131H217L218 133H219V132L222 133V131H223L222 134H225V131H226L227 133H228V131H229V133H228V134H225V135H228V136H227V141H226V137H225L224 135H223V138L225 137V140H223V138H221V135H220V136L217 135V133H216V131H215V133H213L214 141H215V142H214V141H211V139L213 140V136H212V134H211V130H213L214 128L209 129V128L207 127V128L209 129L210 132H209V133L207 132L208 134L205 135L204 132H203L204 128H203V127L201 128V126H203V125H201V124L199 123L200 126L198 127L199 124H198ZM206 123H207V124H206ZM236 123H238V122H236ZM263 123H264V122H263ZM15 124H16V125H15ZM17 124H18V125H17ZM100 124H101V121H100ZM121 124H120V125H117V126H120V127H121ZM129 124H130V125H129ZM196 124H197V127H198V128H195V127H194V125H196ZM20 125H23V126H20ZM30 125H31V126H30ZM32 125H33L34 127H33ZM107 125H108V126H107ZM113 125H114V124H113ZM189 125H190V126H189ZM212 125L215 126V124H212ZM212 125H211V126H212ZM243 125H244V124H243ZM260 125H261L262 127H261ZM10 126H11V127H10ZM16 126H17V127H16ZM19 126H20V127H19ZM134 126L136 127L135 124H134ZM134 126H133V127H134ZM211 126H210V128H211ZM213 126H212V127H213ZM231 126H230V127H231ZM26 127H27V129H26ZM222 127H223V126H222ZM230 127H229V129H230ZM232 127H231V128H232ZM13 128H14V129H13ZM29 128H30V129H29ZM36 128H37V130H36ZM128 128H126V129L128 130ZM181 128H180V130H181ZM186 128H187V129H186ZM199 128H200L201 130H200ZM207 128H206V130H207ZM218 128H219V129H218ZM3 129H4V130H3ZM7 129H9V130H7ZM12 129H13V130H12ZM100 129H101V128H100ZM130 129H132V128H130ZM221 129H222V128H221ZM232 129H233V128H232ZM234 129H233V130H234ZM239 129H240V131H239ZM28 130H29V131H28ZM190 130H191V131H190ZM230 130H231V129H230ZM245 130H246V127H245V129H243L242 131H245ZM257 130H258V132H257ZM26 131H25V132H26ZM186 131H187V132H186ZM204 131H205V130H204ZM207 131H208V130H207ZM25 132H24V133H25ZM179 132H180V131H179ZM201 132H202V133H201ZM205 132H206V131H205ZM212 132H214V131H212ZM231 132H232V131H231ZM1 133H0V134H1ZM24 133H21V134H22V137L24 136ZM237 133H239V134L237 135ZM5 134L8 135V138L3 137V135H5ZM14 134H16V135H14ZM19 134H20V133H18V136H21V135H19ZM28 134H29L30 136H29ZM159 134H158V135H159ZM163 134H164V136H163ZM166 134H169V137H170L171 139H170V138L168 137V135H166ZM198 134H199V135H198ZM229 134H231V135L233 134L234 136H232V137H234V138H231V136H229ZM250 134H251V135H250ZM254 134H255V132L253 133V136H254ZM7 135H5V136L7 137ZM195 135H196V136H195ZM202 135H203V136H202ZM215 135H217V136H216L217 138L215 137ZM260 135H259V136H260ZM27 136H28V137H27ZM40 136H41V134H40ZM179 136H180V137H179ZM201 136H202V137H201ZM218 136H219L220 140H219ZM253 136H252V137H253ZM256 136H255V137H256ZM22 137H19V138H22ZM37 137H38V138H37ZM196 137H197V138H196ZM210 137H211V138H210ZM229 137H230V138H229ZM252 137H251V138H252ZM0 138H1V137H0ZM19 138H18V139H19ZM23 138H24V137H23ZM26 138H27V139L29 138L28 141H27ZM30 138H31V139H30ZM35 138H36V139H35ZM175 138H176V139H175ZM178 138H179V139H178ZM194 138H195V139H194ZM198 138H199V139H198ZM202 138H203V139H202ZM215 138H216V139H215ZM228 138L231 139V140H230V141H232L231 143H230V141H228V140H229ZM236 138H235V139H236ZM40 139H41V140H40ZM204 139H205V140H204ZM217 139H218L221 143H220V142L217 143V142H216ZM221 139H222V140H221ZM237 139H236V141H237ZM253 139H254V137H253ZM7 140H8V141H7ZM25 140H26V142H25ZM168 140H169V141H168ZM171 140H172V141H171ZM248 140H247V141H248ZM20 141H21V142H20ZM39 141H40V142H39ZM73 141H74V139H73ZM164 141H166V142L168 141V142H167L168 144H167L166 142H164ZM175 141H176V142H175ZM191 141H192V142H191ZM255 141H262V142H255ZM97 142H98V141H97ZM228 142H229V143H228ZM245 142H246V143H245ZM252 142H251V144H252ZM165 143H166V144H165ZM211 143H212V144H211ZM244 143H245V144H244ZM255 143H257V144H255ZM258 143H259V144H258ZM262 143H263V144H262ZM11 144H12V143H11ZM24 144H25V145H24ZM98 144H99V143H98ZM98 144L95 142V145H96V146H97ZM164 144H165V145H164ZM173 144H174V145H173ZM198 144H199V145H198ZM217 144H220V145H217ZM227 144H228V145H227ZM261 144H262V145H261ZM99 145L102 146L101 148L104 149V147H105L104 144H103V145L99 144ZM110 145H111V146L114 145L113 142H112V144H109V146H110ZM196 145H197V146H196ZM210 145H211V146H210ZM214 145H215V146H214ZM225 145H226L227 147H226ZM246 145H247V144H246ZM246 145H245V146H246ZM2 146H3V148L1 149ZM24 146H25V149L23 148ZM27 146H28V147L30 146L29 148L32 147L30 150L27 151L28 153L26 152ZM34 146H35V148H36L37 146L40 148V149H38V151H34V153H35V152H36V153L38 152V153H37L38 155L36 154L37 156H36L35 158L33 157L34 154L31 153V152H33V150H35ZM100 146H98V148L95 147V149H96V148L99 149ZM114 146H115V145H114ZM216 146H217V148H218V146H219L220 151H218V149H215ZM230 146H231V147H230ZM260 146H261V147H260ZM229 147H230V148H229ZM12 148H11V149H12ZM29 148H28V149H29ZM43 148H44V147H43ZM43 148H42V149H43ZM101 148H100V150H102ZM106 148H107V146H106ZM112 148H113V146H112ZM118 148H119V147H117V149H118ZM210 148H212L213 150L210 149ZM239 148H240V147H239ZM32 149H33V150H32ZM109 149H110V148H109ZM117 149H116L117 152H116V151H115V152L113 151L114 153H116V157H117V153L123 151V150H122V151L119 150V152H118ZM121 149H122V148H121ZM172 149H171V151H172ZM250 149H251V150H250ZM1 150H2V151H1ZM8 150H10V151H8ZM15 150H16L17 152H20V153H21V151H23L24 153H23V152H22V153H23L24 156L21 157L22 153H21V154H20V153L18 154ZM82 150H83V149H82ZM114 150H115V147H114ZM214 150H217V151H218V152L216 151L217 153H215V155H217V156H218V154L220 155V156H218V157L216 156V160H214V159H215V157H214L215 155H213V152H209V151H214ZM228 150H231V151H232V154H231V152L228 151ZM254 150H255V149H254ZM29 151H31V152H29ZM98 151H99V150H98ZM103 151H104V150H102V153H103ZM110 151H111V154H112V153H113L112 150H110ZM227 151L230 152V154H229ZM12 152H14V154H13ZM206 152H207V153H206ZM219 152H220V153H219ZM226 152H227V153H226ZM259 152H260L261 154H262V152H263V154H264V151H259ZM15 153H16L17 155H19V156H17ZM26 153H27V156H26V158L24 159ZM99 153H100V151H99ZM123 153H124V152H123ZM257 153H258V151L254 154V156H255ZM260 153H258V154H260ZM30 154H32L31 156L34 158V160H33L34 163L32 162V160H31L32 158H31V157H30L31 159L28 158L29 161H28V159H27V157H29ZM43 154H44V153H43ZM121 154H122V153H121ZM210 154H211V155H210ZM224 154H223V155H224ZM237 154H238V155H237ZM241 154H242V156H241ZM263 154H262V155H263ZM15 155H16V156H15ZM95 155H96V154H95ZM95 155H94V158H95ZM118 155H120V154H118ZM123 155H124V154H123ZM123 155H122V156H123ZM229 155H230V156H229ZM250 155H251V154H250ZM38 156H40L41 158H39ZM96 156H97V155H96ZM122 156L120 155V157H122ZM179 156H180V157H179ZM263 156H264V155H263ZM99 157H100V156H99ZM112 157H113V154H112ZM116 157L112 158V160L115 161V160H116V159H115ZM176 157H177V158H176ZM219 157H220L221 159H220ZM240 157H241V158H240ZM12 158H13V159H12ZM117 158H119V156H118ZM236 158H237V159H236ZM11 159H12V160H11ZM23 159H24V160H23ZM35 159H36L37 161H36ZM97 159H98V158H96V160H97ZM120 159H121V158H120ZM120 159H119V160H120ZM26 160H27L28 162H31L33 167L30 165L31 163H29V165H27L28 162H27ZM30 160H31V161H30ZM42 160H43V161H42ZM183 160H184V161H183ZM25 161H26V162H25ZM114 161H113V162H114ZM215 161H216V163H215ZM230 161H231V162H230ZM232 161H233V162H232ZM242 161H244V162H242ZM5 162H6V163H5ZM117 162H118V164L120 163L119 161H117ZM183 162H184V164L187 163V162H188V163L185 164V165L183 164V166H182V163H183ZM170 163H171V162H170ZM172 163H171V164H172ZM244 163H245L246 166L244 165ZM33 164H34V165H33ZM114 164H116V163H114ZM118 164H116V165L118 166ZM191 164H192V165H191ZM195 164H196V165H195ZM215 164H216V165H215ZM247 164H248V166L251 165V167H252L251 169H253V167H254V170H255V169H256V170L258 169L259 174H258V172L256 173V171H252L251 169H250V173H249V169H248ZM47 165H48V166H47ZM174 165H173V166H174ZM194 165H195V166H194ZM241 165H243V166H241ZM5 166H7L8 168L5 167ZM62 166H63V167H62ZM111 166L113 167L114 165H111ZM169 166H170V164H169ZM169 166H168V168H169ZM193 166H194V168H195L196 166H198V167H197L198 170L196 169L197 172H199L201 169H202V171L204 172V173L201 172V173H200L201 175L198 173V174H199V175H198L199 178H198L197 175H195V173L197 174V172H196L195 170H189L190 168H191V169H194ZM205 166L207 167V169H206ZM114 167H116V166H114ZM176 167H175V168L172 167V168H174V170H175ZM188 167H189V168H188ZM245 167H246V169H245ZM20 168H21V169H20ZM29 168H30V171H29ZM116 168H117V167H116ZM116 168H113V169H115L114 171L112 170L113 173L115 172L114 174H113L112 171H111L112 168L108 169V170L111 172V175H112V176H111L110 173L107 171V172H105V174H107V175H105V174L103 173L104 175L101 174V175L98 176L99 173H94V174H97V177H99L98 179H97L96 175H94V176L92 175V177L90 176L91 179H90L89 176H88V177H86V180L88 181V180L90 179L89 181L92 182V179L94 178L93 181H95V183H96V181H98V184H99V185L101 184L100 187L103 185V186L106 187V189H107L108 186H106V183L108 184V183H109L108 180L114 178V176H115L116 173H117V171H116L117 169H116ZM168 168H167V170H168ZM170 168H171V167H170ZM170 168H169V170H170ZM210 168H211V169H210ZM219 168H222V169L219 170ZM249 168H250V166H249ZM13 169H14V170H13ZM54 169H55V168H54ZM54 169H53V170H54ZM62 169H65V170H66V172H63V173L65 174V177H64V175L61 173L60 175H62L63 178H60L59 180H57V179H58V176H56V175H59V173H60L59 171H61ZM181 169L184 170L183 168H181ZM181 169H180V170H181ZM203 169H204V170H203ZM205 169H206L208 172H207ZM224 169H223V170H224ZM231 169H232V170H231ZM244 169H245V170L248 169V170L246 171V172H248V173H247L248 175L246 174V172H245ZM10 170H13V171H10ZM15 170H16L19 174H17V172H16ZM18 170H23L22 172L26 171V174H25V172H24L23 174H21V173H20L21 171H18ZM169 170H168L167 174H168V173H172V172H174V170H172V169H171V172H170ZM180 170L178 169V171H179L180 174H185V172H184L185 170L183 171L184 173H183L182 171L180 172ZM1 171H2V172H1ZM6 171H7V173H5ZM49 171H50V172H49ZM62 171H64V170H62ZM176 171H177V170H175V173H176ZM178 171H177V172H178ZM190 171H191V172H190ZM193 171H194V172H193ZM215 171H216V168H215ZM215 171H214V173H215ZM217 171H216V173H217ZM3 172H4V175H3ZM14 172H16V174H15L16 176L13 174ZM29 172H30V174L32 173L33 175L30 176V175H29ZM205 172H207L208 174H207V173L205 174ZM219 172H218V173H219ZM230 172H229V173H230ZM242 172H243V173H242ZM8 173H9V174H8ZM27 173H28V174H27ZM68 173H70V171H68ZM108 173H109V175H108ZM212 173H213V172H212ZM218 173H217V174H218ZM10 174H11V176H8V175H10ZM12 174L15 176V178L13 177ZM167 174H166V175H167ZM192 174H193V175H192ZM217 174H216V175H217ZM239 174H240V175H239ZM21 175H23L24 177H25V175H26V177H28V178H29V177H32V178H33V177L35 176L36 178L38 177V179H36V178H35V179H32V178H31V181H30V180H29L30 178H29V179H28V178L26 179V177H25V178L23 179V178L21 177ZM52 175H53V176H52ZM102 175H103V177H102ZM170 175H171V174H169L167 177H169ZM191 175H192V176H191ZM210 175H212L211 178L213 177V174H209V176L207 177V178H208V179H207L208 181H209ZM236 175H237V176H236ZM245 175H247V176H245ZM7 176H8V177H7ZM18 176H19V178H18ZM54 176H56L57 178L54 177ZM70 176H72V174H69L67 177H70ZM106 176H107V179H108V180H106ZM109 176H110L111 178H109ZM172 176H174L173 173H172ZM196 176H197V177H196ZM200 176L202 177V180H201V177H200ZM238 176H239L240 178L243 177V178H242L243 181H242L240 178H238ZM248 176H249V177H248ZM67 177H66V178H67ZM112 177H113V178H112ZM245 177H246V179H247V177H248L249 179L246 180ZM2 178H3V179H2ZM4 178H5V179H4ZM11 178H12V179H11ZM16 178L19 179V180H17ZM20 178L23 179L22 182H21V179H20ZM53 178H54V181H53ZM70 178H71V177H70ZM188 178H190V179L188 180ZM196 178L200 179L202 182H201V181H197L198 183H196ZM235 178L238 179V180H236ZM254 178H255V177H254ZM10 179H11V180H10ZM51 179H52V180H51ZM198 179H197V180H198ZM229 179H228V180H229ZM244 179H245L246 181H245ZM256 179H257V177H256ZM256 179H255V180H256ZM14 180H15V181H14ZM27 180L29 181V183H28ZM36 180H37V181H36ZM42 180H43V181H42ZM66 180H68V179H66ZM70 180H71V179H70ZM70 180H69V182H71ZM207 180H205V181L207 182ZM228 180H227L226 182H230V181H228ZM248 180H249V181H248ZM4 181H5V182H4ZM18 181H19V182H18ZM23 181H26V182H27V183L25 182V183H26V186L23 185V184H25ZM33 181H36L37 183H38V181H39L38 185H37L36 182H34V183H32V184H33V186H32V185L30 184V182H33ZM52 181H53V182H52ZM74 181H73V182H74ZM99 181H100V182H99ZM105 181H107V182L105 183ZM186 181H187V183H186ZM188 181H189V182H188ZM3 182H4V183H3ZM8 182H9V183H8ZM65 182H67V181H65ZM69 182H68V184H69L68 186H70L71 183H72L71 185L73 186L74 183H73V182L69 183ZM180 182H178V183H180ZM199 182H201V183H199ZM21 183H22V184H21ZM51 183L53 184V186L51 185ZM95 183L93 182L94 185H95ZM102 183H103V184H102ZM178 183H177V184H178ZM195 183H196V184H195ZM204 183H205V182H204ZM204 183H203V184H204ZM247 183H246V184H247ZM9 184H10V185H9ZM17 184H18V185H17ZM20 184H21V185H20ZM28 184H30V185H28ZM48 184H49V185H48ZM98 184H96V185H98ZM104 184H105V185H104ZM182 184H181V185H182ZM197 184H198V185H197ZM200 184H201V185H200ZM3 185H4V186H3ZM14 185H15V186H14ZM22 185H23V186H22ZM83 185H84V186H83ZM99 185H98V187H99ZM108 185H109V184H108ZM199 185H200V188L202 187L200 190H203L202 192L200 191V193H199V191H196V190H197V187H198ZM239 185H238V186H239ZM13 186H14V187H13ZM21 186H22V187H21ZM30 186H31V187H30ZM34 186H36V187L38 186V187L36 188V187H34ZM68 186H67V187H68ZM103 186H102V187H103ZM178 186H179V185H178ZM178 186H176V187H178ZM191 186H190V187H191ZM247 186H248V185H247ZM247 186L244 185V188L247 187ZM255 186H256V185H255ZM8 187H9V188H8ZM27 187H30V188H31V189H29V190H30V192H29L30 194H29V193L26 194V192H27ZM39 187H40L41 189L43 188V189H42V190H43V194H41V193H42V192H41L42 190H41ZM45 187H46V188H45ZM98 187H97V189H98V191H99V190H100V187H99V188H98ZM104 187H103V188H104ZM179 187H181V186H179ZM263 187H264V186H262V187H260V188H262L263 191H264V188H263ZM11 188H12V189H11ZM13 188H14V189H13ZM15 188H16V190H15ZM17 188H18V190H17ZM23 188H24V190H23ZM32 188H33V189H32ZM34 188L37 189V190L40 192V194L38 195V197H35V198H37L35 201H33L34 198H31V196L33 195V193H35V195H36V193H37V192H35L36 190H35ZM72 188H73V187H72ZM156 188H157V187H156ZM158 188H159V187H158ZM204 188H205V187H204ZM255 188H256V187H255ZM260 188H259V189L256 188L255 191H254V193H258V192L261 190ZM25 189H26V190H25ZM52 189H53V188H52ZM54 189H55V188H54ZM85 189H86V190H85ZM184 189H185V192H183ZM189 189H188V190H189ZM257 189H258V192H256ZM33 190H34V191H33ZM47 190H48V189H47ZM49 190H48V191H49ZM198 190H199V187H198ZM22 191H24V192H22ZM81 191H82L84 194H83ZM98 191H97V192H98ZM101 191H103V190L101 189ZM107 191H108V189H107ZM107 191H106V192H107ZM194 191H196V192H194ZM261 191H262V190H261ZM261 191H260V193H259L258 196H260V195H261V196L264 195V192L262 191L263 194H261ZM31 192H32V193H31ZM46 192H47V191H45V193H46ZM87 192H88V193H87ZM106 192H105V189H104L103 194L106 193ZM108 192H109V191H108ZM70 193H71V192L69 191V194H70ZM177 193H178V192H177ZM193 193H194V195H193ZM25 194H26L27 196H28V194H29V197L27 198V196H26ZM31 194H32V195H31ZM37 194H38V193H37ZM76 194H77L78 196H77ZM86 194H87V196H86ZM100 194H101L100 197H102V196H103L102 193H100ZM100 194H99V195H100ZM172 194H174V195H172ZM197 194H198V195H197ZM30 195H31V196H30ZM70 195H71V194H70ZM105 195H106V194H105ZM254 195H256V194H254ZM23 196H24V197H23ZM25 196H26V197H25ZM182 196H183V197H182ZM193 196H194V197H193ZM256 196H257V195H256ZM258 196H257V197H258ZM32 197H33V196H32ZM103 197H105V199H107V196H103ZM111 197H112V198H111ZM23 198H24V199H23ZM26 198H27V200H25ZM169 198H168V199H169ZM194 198H195V202H193V201H194ZM29 199H30V200H29ZM32 199H33V200H32ZM39 199H40V200H39ZM65 199H67L68 201L71 200L70 203H72V204L75 203V202H76V203L79 202V203H77V205H76V204H73V206L75 205L74 207H75L76 209L73 208L74 210H72V211L69 209V208L72 209L73 206H72V207H69V208H68V206H66V209H64V206H65V205L70 204V203H68V201H66ZM102 199H103V198H102ZM132 199H134V198L132 197V198H131V201H132ZM189 199H190V200H189ZM31 200H32V202H31ZM37 200H39V203H41V204L37 203V202H38ZM82 200H83V198H82ZM192 200H193V201H192ZM40 201H42V202H44V203H42V202H40ZM80 201H81V203H80ZM141 201H142V199H141ZM197 201H198V202H197ZM35 202H36V203H35ZM56 202H57V203H60V205L57 204ZM65 202H66V203H65ZM128 202H129V201H128ZM132 202H133V201H132ZM134 202H135V201H134ZM134 202H133V203H134ZM183 202H184V201H183ZM196 202H197V205L195 206L194 204H195ZM45 203L48 204V205H50V206H47V205H46V206L49 207V208H47V207H46V208H43V207H45ZM62 203H64V206H62V209H61V207H60V210H59L57 207L63 205ZM193 203H194V204H193ZM20 204H21V205H20ZM52 204H54V205L57 204V205H56L57 207H56V206H53ZM72 204H70V205H72ZM128 204H129V203H128ZM165 204H166V203H165ZM165 204H163V205H165ZM182 204H184V206L187 204L188 207L185 206L187 209H185V207H184ZM189 204H190V205H189ZM192 204H193V205H192ZM38 205H39V207H38ZM43 205H44V206H43ZM51 205H52V206H51ZM163 205H162V210L164 209V210L166 211L168 208H164V207H167V206H164V207H163ZM112 206H114V207H112ZM180 206H181V207L183 206L184 209H182V210L178 209V208H181ZM194 206H195V207H194ZM119 207H120V206H119ZM121 207H123V209H120ZM121 207L118 208V209H119V212H122L124 209L126 210L127 208H130V209H127L128 211L126 210V211L122 212L121 214H120L118 211H116V210L113 211V214H115V216L112 215V214H111L112 217H110L111 215L109 216L110 219L113 218V220H111V225H112V227L115 228V222H114V219H116V220H115V221H116V225L118 224L119 221L122 222V223L125 221L126 224H125V223H124V224H125V225H128L129 228H130V230H133V231H134V234H135V235H134L130 230H129V231H130V233H129L128 230H127L128 226H125V225H124L123 227H124V229H126L125 231H127V234H128L127 236L130 237V236L133 234V235H132V238H133V236H134L133 241L138 240V241H135L136 245L139 246V245H140V242H141V244H143V243H142V242H144L143 239L145 240V237H144V236H147V235L141 236V235H142L141 231L144 233V232L146 231V230H145L146 227H145V226H142L141 229L139 228V230H137V231L135 232L134 229H135L136 227H133V226H135V225L137 226V222H139L141 219H142V220L140 221L141 223H142L143 221H145V220L147 219L146 215H145V217H143V218L145 219V220H144V219L142 218V216H144V215H140V214H138L141 218L138 217V215H137V219L139 218V221L137 220V221L135 222L133 219H134V217H135L136 215H132V214H135V212L130 211L131 208H132L133 210H134L135 208H133V207H131V206L128 207V205H126L127 208H125V205H122ZM190 207H192V208L194 207V209L191 211V208H190ZM196 207H198L197 209H200V210H199L200 213H196V212H199L197 209H195ZM199 207H200V208H199ZM41 208H42V209H41ZM112 208H113V209H112ZM25 209H26V210H25ZM40 209H41V210H40ZM43 209H44V210L46 209V211H45L46 213L43 211ZM67 209H68V210H67ZM111 209H112V210H111ZM118 209H117V210H118ZM259 209H260V208H259ZM259 209H258V210H259ZM262 209H264V207H263ZM262 209H261V210H262ZM62 210H64V211L66 210L65 212H67V213H68L69 210H70V212H71L72 214L69 212L71 215L69 214V218H68V217H67L68 215L65 216L67 213H66V214H63L64 211L62 212ZM121 210H122V211H121ZM185 210H189V211H188L189 213H188L187 211H185ZM194 210H195V211L197 210V211L195 212ZM261 210H259V211H261ZM38 211H39V212H38ZM73 211H74V212L76 211L75 214H76V213H77V214L74 215ZM103 211H104V212H103ZM134 211H135V210H134ZM165 211H164V212H165ZM169 211H170V212H169ZM174 211H175V212H174ZM180 211H182V215H181V212H180ZM183 211H185V212H184L185 214H187V213L189 214V215L187 214V216H189V218L186 217L185 215H183V214H184ZM262 211H263V210H262ZM262 211H261V212H262ZM42 212H43V214H42ZM65 212H64V213H65ZM78 212H79V213H78ZM105 212H106L107 214H104ZM110 212H111V213H110ZM117 212H118V213H117ZM126 212H127V213H126ZM131 212H132V214H130ZM186 212H187V213H186ZM190 212H192V213H190ZM205 212H206V211H205ZM223 212H224V213H223ZM256 212H257V211H256ZM261 212H260L261 215L264 214L263 212H262V213H261ZM38 213H39V215H38ZM56 213H57V215H56ZM116 213L119 214L120 216H116V215H117ZM125 213H126V214H125ZM128 213H129V214H128ZM172 213H173L175 216L172 215ZM175 213H176V214H175ZM219 213H220V212H219ZM221 213H222L224 216L220 215V217H221V216L224 217L223 219H225V220H222V218H221V220H220V219L218 218L219 221H220V223L225 221V222H228V223H227L228 225H230L231 218L228 217L227 214H225L226 211H221ZM221 213H220V214H221ZM248 213H250V212H248ZM248 213L246 212L245 214L247 215ZM40 214H41V215H40ZM103 214H104V216H103ZM136 214H137V212H136ZM155 214H156V213H154V215H155ZM158 214H159V213H158ZM158 214H156L157 217H158ZM162 214H163V211H162ZM162 214H161V215H162ZM165 214H166V212L164 213V216L166 217ZM190 214H195V215H193V217L191 218V217H190V216H191ZM252 214H254V213H252ZM252 214H251V215L248 214V216H249L251 219H252V217L255 219L256 216H257V214L260 215L259 213L254 214V215H252ZM72 215L74 216V218H73ZM106 215H107V216H106ZM124 215H125V216L127 215V217H124V218H123L124 221H123V219H121V218H122ZM130 215H132V216H134V217H132V216L130 217ZM148 215H149V217H148L149 220H148V221H149L150 223L147 221V222H148V224H147V222L145 221V222L142 223V224H145V223H146L145 225H147L148 229H150L149 226H151V229H152V228L154 229V228L156 227V224L158 223V220H159V219H158L157 217H156V218H157L158 220H157L156 218L151 217L152 213H151V215L148 213ZM148 215H147V216H148ZM161 215L159 216V217H160V220H161L162 217L165 218L163 215H162V216H161ZM180 215H181V216H180ZM255 215H256V216H255ZM261 215H260V216H261ZM75 216H77V217H79V218H77V217H75ZM113 216H114V217H113ZM121 216H122V217H121ZM152 216H153V215H152ZM248 216H247V217H248ZM251 216H252V217H251ZM254 216H255V217H254ZM35 217H36V219H35ZM54 217H55V218H54ZM99 217H98V218H99ZM103 217H105V218H103ZM106 217H107V218H106ZM120 217H121V218H120ZM150 217H151L152 220L150 219ZM154 217H155V216H154ZM167 217H166V218H167ZM194 217H195V218H194ZM70 218H72V219H70ZM118 218H119V219H118ZM129 218H130V219H129ZM242 218H243V217H242ZM244 218H246V217H244ZM244 218H243V220L241 219L240 221H241V223L246 221L245 224H246V223H247V224H246V225L243 224V225L245 226L244 228H246V227L249 228V226H251V224L248 225L249 222H247V219H244ZM257 218H259V217H257ZM260 218H261V219H264V216H263V217H260ZM62 219H63V220H62ZM69 219H70V220H69ZM125 219H126V220H125ZM131 219H132L133 221H131ZM154 219H155V220H154ZM180 219H179V220H180ZM254 219H252V220H248V221H250V223H251V221L253 222ZM26 220H27V222H26ZM74 220H75V221H74ZM118 220H119V221H118ZM129 220H130V221H129ZM135 220H136V219H135ZM153 220H154V221H153ZM171 220H170V221H171ZM182 220H181V223L183 224ZM244 220H245V221H244ZM257 220H259V219H257ZM36 221H37V222H36ZM112 221H113V224H112ZM117 221H118V222H117ZM151 221H152V222H151ZM155 221H157V223H156ZM255 221H256V220H255ZM24 222H25V223H24ZM32 222H33V223H32ZM74 222H75V223H74ZM127 222H128V224H127ZM131 222H132L133 224H132ZM134 222H135L136 224H135ZM171 222H173V221H171ZM195 222H198V225L200 224V227H197L198 229L196 228V226H198V225L195 224ZM207 222H208V221H207ZM29 223H30V224H29ZM76 223H77V224H76ZM130 223H131L132 225H131ZM153 223H155V226H154ZM237 223H238V222H237ZM25 224H26V225H25ZM84 224L86 225V227L88 226L87 229L84 227V226H85ZM151 224H153L154 227H152ZM158 224H159V223H158ZM191 224H192V225H191ZM206 224H207V223H206ZM206 224H205V221H204V224H203L202 226H204V225L207 226ZM218 224H219V223H218ZM227 224L225 223V224H223L224 226L221 227V228L223 229L222 232L220 231V232H221V233H220L221 235H222L223 233H225L224 230H227V229H228V227L226 226ZM239 224H240V223H239ZM29 225H30V226H29ZM83 225H84V226H83ZM113 225H114V226H113ZM118 225H119V224H118ZM118 225H117V226H118ZM195 225H196V226H195ZM208 225H209V224H208ZM210 225H211V224H210ZM117 226H116V227H117ZM130 226H131V227H130ZM139 226H140V225H139V223H138V227H139ZM157 226H158V225H157ZM188 226H187V227H188ZM220 226H222V225L220 224ZM234 226H236V224H235ZM40 227H41V228H40ZM89 227H91L90 229H92L91 232H90ZM92 227H93V228H92ZM96 227H97V228H96ZM138 227H137V228H138ZM193 227H194V229H193ZM207 227H208V226H207ZM212 227L214 228L215 225H212ZM212 227H211V228H212ZM224 227H225V228H224ZM237 227H241V229H244L243 226H242V224H241L240 226L237 225ZM237 227H236V229H237ZM84 228H85V229H84ZM95 228H96V229H95ZM137 228H136V229H137ZM142 228H143V230H145V231H143ZM203 228H204V230H203ZM205 228H206L207 230H206ZM208 228H209V227H208ZM211 228H209V231L211 230ZM221 228L219 229V225H218L216 229L221 230ZM226 228H227V229H226ZM248 228H246V230H247ZM88 229H89V231H87V232H90V233H87V232H86V230H88ZM93 229H94V231L97 230L98 233H96V231H95L94 233H95L96 237H97V234L99 235L98 238H96L95 235L93 234ZM146 229H147V228H146ZM151 229H150V230H151ZM153 229H152V230H153ZM155 229H157V228H155ZM177 229H178V228H177ZM188 229H189V227H188ZM214 229H215V228H214ZM214 229H212L213 231H215L214 234H213V231H212V230H211V232H210V233H212L211 236H210L209 231H208V233L204 234V236H205V238H207V240L210 239L209 236L212 237L213 235L216 234V231H217V230H216V229L214 230ZM241 229L238 228L237 231H239V230L241 231ZM84 230H85V231H84ZM140 230H141V231H140ZM152 230H151V231L147 230V233H148V231H149V233H150L149 235L153 234V232H155V231H154V230L152 231ZM234 230H235V227H234ZM40 231H41V232H40ZM83 231H84V232H83ZM125 231H124V233H125ZM138 231H140V232L138 233ZM178 231H180V230H178ZM178 231L176 230V232H175L176 235H177V233H178V237H179L180 235H182L181 237H183L184 234H183L181 231H180L181 234H179ZM189 231H190V229H189ZM189 231H188V234H189ZM227 231H230V229L227 230ZM227 231H226V232H227ZM235 231H236V230H235ZM235 231H234V232H235ZM237 231H236V234L238 235V233H239L240 231H239V232H237ZM151 232H152V233H151ZM99 233H100V234H99ZM140 233H141V234H140ZM145 233H146V232H145ZM186 233H187V232H186ZM190 233H191V232H190ZM217 233H218L217 236H214V237H218V236L220 235V234H219V231H218ZM228 233H229V232H228ZM240 233H241V234H240ZM240 233H239L238 236L243 235V236L245 237V235L242 234V233H245V229H244V231H242V232H240ZM35 234H36V235H35ZM87 234H88V236H86ZM137 234H138V235H137ZM139 234H140V235H139ZM201 234H202V233H201ZM207 234H209V236H206ZM45 235H46V236H45ZM89 235H90L91 239L93 238V236H91V235H94V238L91 240L90 237H89ZM100 235H101V236H100ZM124 235H125V234H124ZM136 235H137L138 237H140V238L142 237V240L140 241V238L137 239L138 237H137ZM202 235H203V234H202ZM221 235H220L218 238H215V239L218 240V239L220 238L219 241H221V239H222V238H221V237H222ZM234 235H235V234H234ZM44 236H45V237H44ZM80 236H81V237H80ZM127 236L125 235L124 237H127ZM135 236H136V237H135ZM204 236H203V237H204ZM24 237H25V238H24ZM82 237H83L84 239H83ZM85 237H87V238L89 237L88 240L90 239V240H89L90 242H88V243H91L92 246H91V244H88V243L85 245L86 242H84V241L87 240V238H86V240H85ZM124 237H121V238L115 237V238H114L115 240H114V244H113V245L116 246V243H117V242H118V243L120 242L119 244H121L122 242H124L125 240L122 239V238H124ZM129 237H128V238H129ZM181 237H180V238H181ZM184 237H187V236H184ZM244 237H243V238H244ZM26 238H27V239H26ZM57 238H58V239H57ZM112 238H113V237H112ZM116 238H118L119 241H118ZM132 238H131V240H130V238H129V240H127V238H125L126 241H125L124 243H122L123 245H125L124 247H126V245H127V247H126L127 249H128V247H129V249H130L131 247H133V245H132V244H133ZM187 238H188V237H187ZM212 238H213V237H212ZM212 238H211V241H212V242H211L210 240H208V241L211 243V244H209V245H212V243H214V242L217 243V244H219V243L221 244L222 242H224L223 240H222V242H219V241L217 242L216 240H214V242H213ZM235 238H236V241L238 242L236 235H235ZM243 238L240 237V239H242L243 242H244V241L247 242V241L250 240V239H248L247 237H246L247 239H245V238L243 239ZM102 239H101V240H102ZM120 239H121V240H120ZM185 239H186V238H185ZM185 239H184V240H185ZM231 239H232V238H231ZM233 239H234V237H233ZM233 239L229 241L230 244L232 243ZM238 239H239V237H238ZM111 240H112V239H110V241H111ZM182 240H183V238H182ZM103 241H105V239H104ZM115 241H117V242H115ZM129 241H132V242H130L131 245H130ZM236 241L234 240V245L237 246V244H239V245H238L239 252L243 251L244 248H243V250H242L241 248H239V246L242 247V244L240 245L241 242H240V243H236ZM240 241H241V240H240ZM250 241H251V240H250ZM250 241H249L248 244H250ZM38 242H39V243L41 242V243L39 244ZM54 242H55V243H54ZM107 242H109V241L107 240ZM111 242H112V241H111ZM137 242H139V244H137ZM185 242H186V244H189V246L184 244V246H188V249H187V251H188L189 248L191 247L190 244H192V243H191V242L189 243L188 240H187V241H184V243H185ZM194 242H195V243H193V244H197V243L199 244V241H197V242L194 241ZM209 242H208V243H209ZM243 242H242V243H243ZM245 242H244V243H245ZM128 243H129V245H128ZM135 243H134V244H135ZM215 243H214V244H215ZM225 243H226V242H224L223 244H225ZM244 243H243V244H244ZM81 244H82V245H81ZM95 244H96V246H98V243H95ZM107 244H108V243H107ZM119 244H118V245H119ZM122 244H121V246L123 247ZM150 244H151V242L148 244V246H150V248H152L151 246H153V244H151V245H150ZM193 244H192V245H193ZM217 244H216V245H217ZM220 244H219V246H217L218 248H220V246H221V248H222V246H225V245H222V244L220 245ZM227 244H228V242H227ZM230 244H228V245H230ZM109 245H112V243L110 244V242H109ZM113 245H112V246H113ZM118 245H117V246H118ZM145 245H146V242H145ZM145 245H143V247H141V245H140V247H141V248H144ZM216 245L214 246V249H216ZM231 245H233V243H232ZM231 245H230V246H231ZM2 246H3V247H2ZM59 246H60V247H59ZM61 246H62V247H61ZM83 246H84V247H83ZM115 246H114V247H115ZM121 246L119 245V247H121ZM130 246H131V247H130ZM199 246H200V244H199ZM226 246H227V245H226ZM230 246H227V247H228L229 249L232 247V248H231V251H233V250L236 248L235 246H231V247H230ZM243 246H244V245H243ZM246 246H247V247H246ZM250 246H251V245H250ZM250 246L245 244L244 247H245V249H249ZM30 247H31V248H30ZM140 247H139V248H140ZM153 247H154V246H153ZM234 247H235V248H234ZM32 248H33V249H32ZM185 248H187V247H185ZM193 248H195V249H193L192 251L189 250V252H187V253H188L187 256H189V253H190V251H191V256H189V257H190L191 259L194 260V258H195L194 255L197 254V252H198L199 250L196 249V246H195V245H194ZM197 248L199 249V247H197ZM211 248H212V251H214V250H213V245H212ZM223 248H224V247H223ZM225 248H226V247H225ZM127 249H126V251H127ZM129 249H128V250H129ZM190 249H191V248H190ZM232 249H233V250H232ZM17 250H18V251H17ZM25 250H26V251H25ZM74 250H77L78 253H79L80 255H81V252H79V251L84 252V251L87 250V252H88L89 254H88V253H85V254L82 253L83 256L81 255L82 257H81V258H78V259H81V260H78V261H77V259H76L77 257L74 256V254L76 253ZM92 250H89V251H91V253H92V255L90 254V256H93V257L95 256V257H96L95 261H96V260H97V256H96V253L94 252V251H96V250H94V251H92ZM142 250H143V249H142ZM195 250H196V251H195ZM236 250H237V248H236ZM236 250H234L233 252H235ZM240 250H241V251H240ZM124 251H125V248H124ZM193 251H195V252H194L195 254L193 255L194 258L192 257V252H193ZM237 251H238V250H237ZM237 251H236V252H237ZM244 251H245V250H244ZM44 252H45V253H44ZM50 252H51V253H50ZM73 252H74V253H73ZM6 254H7V255H6ZM49 254H50V255H49ZM3 255H4V256H3ZM51 255H52V256H51ZM75 255L78 256V257H80L77 253H76ZM44 256H46V257H44ZM53 256H54V257H53ZM90 256H89V257H90ZM1 257H2V258H1ZM50 257H51V258H50ZM59 257H60V258H59ZM93 257H90V259L88 260L89 263L92 261L91 259H94V258H95V257H94V258H93ZM189 257H188V258H189ZM71 258H72V259H71ZM190 258H189V259H190ZM41 259H42V260H41ZM49 259H50V260H49ZM60 259L62 260L63 263H61V260H60ZM8 260H9V261H8ZM27 260H28V261H27ZM4 261H2V262H4ZM88 261H87V262H88ZM95 261H93V262H94L93 264H97V263H95ZM0 262H1V261H0ZM2 262H1V263H2ZM52 262H53V263H52ZM59 262H60V263H59ZM1 263H0V264H1ZM66 263H64V264H66ZM81 263L83 264V262H81ZM86 264H87V263H86ZM91 264H92V262H91ZM98 264H99V263H98Z\"/></svg>",
  "mask_w": 264,
  "mask_h": 264
}]
</instances>
